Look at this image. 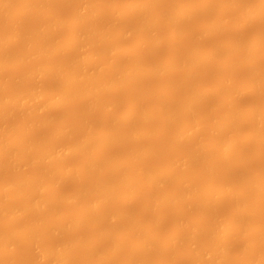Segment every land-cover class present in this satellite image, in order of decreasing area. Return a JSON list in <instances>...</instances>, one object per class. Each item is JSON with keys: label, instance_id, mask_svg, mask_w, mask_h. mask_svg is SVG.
Segmentation results:
<instances>
[{"label": "bare ground", "instance_id": "1", "mask_svg": "<svg viewBox=\"0 0 264 264\" xmlns=\"http://www.w3.org/2000/svg\"><path fill=\"white\" fill-rule=\"evenodd\" d=\"M50 1L51 0H0V22L1 21H10V20H16V21H24L25 19H27V18H29V17H33L34 15H36V9H37V6H39L40 7V9L41 8H45V7H43L42 5H44V6H47L48 7V3H50ZM53 1V0H52ZM63 1H67V0H63ZM69 1H71V0H69ZM76 1V0H75ZM81 1V0H80ZM98 1V2H97ZM96 2L94 1V5H95V8L93 7V6H91V5H89V1L87 0H83V2L81 1V3L79 4V11L82 9V8H87L88 6H89V8H87V10L88 9H90V8H94V9H96L97 7V10L99 11L100 9L102 10H100L101 12V14L103 15V13H105V12H109V13H111V15H113V13L116 15V19H119L120 20V18L122 19H124V16L126 15V14H128V13H130V11L132 12V10L135 12L136 10H137V12L139 11L140 13H144V12H146V10L147 11H149L148 10V6H146V8H145V4H143L142 2L140 3V1H134L133 3H130L129 5H128V7H126V9H124V10H120V9H117V8H115V7H109V6H107L106 8L105 7H103V6H101V0H97ZM99 1H100V3H99ZM148 1H150V4L151 5H157V2L158 1H160V0H148ZM152 1V2H151ZM157 1V2H156ZM202 1V2H201ZM198 4H197V6H195L196 4H192V5H190V4H188L190 1H185V2H180V1H178V0H175L174 2H178V3H180L179 4V6L177 5V7H176V9L175 10H173V13L170 11V9L172 10V9H174L175 7V3H173V1H172V3L171 4H173V5H168V6H166V7H164L163 6V12L165 11V10H167V12L165 11L162 15H164V14H166V17H163V16H161V14H158V15H155V16H153V17H148V15L146 16V14L147 13H149V12H147V13H145V14H143V15H141L140 16V14L139 13H137V15L140 17V18H137L138 20H137V26L136 27H138L137 28V30L140 28L139 26H140V24L139 23H141V28L144 30V34H143V36H142V40L140 39V42L141 43H152V45L154 44V46L155 45H158V47L161 45V43H163V41L161 42V40L162 39H160L161 38V36L159 37L158 36V34L159 33H157V32H159V29H158V27H159V25L161 24H158L159 22H163V21H165V20H167L168 18H169V16H173V17H175V18H171L170 17V19H168V21L171 23V27H173V29L177 26V27H182L183 25H181V23L182 24H185V23H189V22H191L194 18H195V16H198L199 15V13L200 12H202L203 14L205 13V14H209V13H211V12H213V9L217 6V4L216 3H218V5H219V7H220V2H221V5H222V7H224L223 5L225 4L226 5V3L227 4H230V6L229 5H226L224 8H222L221 7V9L219 8H215L214 10H215V12L217 13L218 11V13H220V14H218L217 13V17L216 18H219V19H214V20H208V22H207V24L208 25H205V27H203V32L204 33H202L204 36V38L206 37L205 35L206 34H208V35H210L211 33L213 34V32H216V31H218L219 29L221 30V28H224V25H226V24H224V23H227V22H225V21H227V18H225L226 17V12L228 11H232L233 9H235L236 7H237V9H235L233 12L234 13H238L239 15H241V17H242V19L244 20V18L246 17V19H247V22L249 21V22H251L250 24L248 23L247 24V22H244L243 21V24H242V26L240 27V28H243L244 29V27L247 25L248 27H250V28H252L251 26H249V25H252L254 22H252V21H255V22H257V20L259 21V19L260 20H262L263 18H264V0H252V2H250V1H245V0H243V1H241L240 0V2H243V3H241V4H239V2H237L236 0H226V1H222V0H219L218 2H217V0H214V2H213V0H201ZM234 1H236L235 3H233ZM257 1V3L258 4H255V2ZM56 2V1H55ZM147 2V1H146ZM154 2V3H153ZM196 2V1H195ZM211 2H213V3H211ZM230 2V3H229ZM61 3V2H60ZM86 3H87V6L85 7V5H86ZM97 3V4H96ZM121 3V2H120ZM212 5H211V4ZM223 3V4H222ZM246 3V4H245ZM248 3V4H247ZM250 3H252V4H250ZM254 3V4H253ZM62 4V3H61ZM69 4V3H68ZM100 4V5H99ZM110 4V3H109ZM214 4H216V5H214ZM235 4H237L238 6H236ZM242 4H243V6H244V8L242 9L241 7H243L242 6ZM41 5V6H40ZM64 5V4H63ZM97 5V6H96ZM142 5H144V6H142ZM182 5V6H181ZM14 6H16V10H14ZM91 6V7H90ZM101 6V7H100ZM169 6H170V8H169ZM181 6V7H180ZM195 6V7H194ZM211 6H215V7H211ZM240 6V7H239ZM13 7V8H12ZM47 7H46V9H47ZM65 7V6H64ZM172 7H174V8H172ZM179 7L181 8L180 10H179ZM218 7V6H217ZM227 7V8H226ZM100 8V9H99ZM166 8V9H165ZM210 8H212V11L210 10ZM42 9V10H43ZM45 9V10H46ZM68 9V8H67ZM91 9V10H92ZM94 9L91 11H87V10H81V12L82 13H78V12H76V18H74L75 20L73 21V18H72V21H70V24L69 23H67V24H69V25H67V26H71L70 27V29L72 30V28L75 30H72V32L74 33H72V35H70V36H66L67 38L66 39H68V41H66V42H64L63 43V41H65V40H61V39H56L55 37H54V35L53 34H55L58 30H59V28L61 29V27L63 28V27H65L64 25H66L65 24V22L63 21V20H61V22H59V20H55V22H57V23H51V24H47L46 23V25L47 26H45V23H43V25H41V23H40V25L41 26H43V27H40V25H34V27H36V28H34L33 26H31L30 28L28 27L27 29H31V28H33V30L31 29V32H30V30L27 32L26 31V27H18L17 29H15L16 31H18V32H16L17 34H14L15 33V31H13V34L11 35H7V38L5 37V36H1V40L2 41H0L1 43H0V73L2 72V71H4V70H6L4 67H6V65L7 66H9V67H11L10 69H11V71L12 72H16V71H18V69L20 70L21 68H22V65L24 64V62H27V61H34L35 60V62H37L38 63V61H40L43 57H48L49 55L50 56H52V58H51V61H50V63H48V64H46V66H47V68H45V67H41V68H39V66H38V68H36V66L34 67V69H32V71L30 70V72H27L26 74H29L28 76L26 75V74H24V75H26L27 77L25 78V77H23L24 79H30L31 77H34V78H36V81H37V79L39 78L40 79V81H41V84L39 83V86H37L36 84V86H33L34 88H32L31 87V85L30 86H26L25 84L23 85L24 87L23 88H19V87H22V85L21 84H18V85H16V87L14 86L13 88L15 89V88H17V89H15V90H13L12 88L11 89H8V87L10 88V86H8V84L7 83H5L4 85H3V83H0L1 84V87L0 88H2V89H6V86H7V89L8 90H10L9 92H7L6 90H4V92H0V119H3V118H5L6 116H8V115H10L11 113H13L15 110L17 111V109L18 110H20V107H21V109H23L24 108V110H25V108L27 109L28 108V111H29V109L31 110V112L33 111V113L34 112H37V110L38 111H41V110H43L44 108L45 109H50L51 111H53V109L55 108V110H57V109H59L60 107H62V105H63V101H65L67 98L66 97H68V99L70 100V98H72L71 96H74V97H81V99L82 100H85L86 101V103H87V106H86V103H85V109L86 108H93V107H95L96 108V106H100V108H103L102 110L104 111V112H102L103 113V118L105 117L106 119V121H102L103 123H104V125H101V126H103L102 128H100L101 130H98V128H96L95 126H93L94 124L93 123H91L92 124V128H87L88 130L86 131V127H88L89 126V124L87 123V122H84V123H87V125L86 124H84L83 122H82V120L85 118L84 116H85V114H81V115H83V116H80L81 118L82 117H84V118H82L81 120L78 118L77 119V121H79V122H75V125L73 124V126H77L78 124H80L81 122V124H83V126L85 125L86 127H85V129L83 128V126L80 124V125H78V127L76 128V127H73L74 129H78L79 128V130H84L83 131V133H85V135H83V133H82V135H78L79 133H77V132H79V130H77V132H76V130H73L72 129V126H70V125H67L66 123V125L67 126H65V124L63 125V127L64 128H66V127H68L67 129H64L63 127H62V125H59V126H61V127H57V129L56 130H54L53 131V133H52V136L53 137H51V135H46L48 138H45L44 136L45 135H41V137L42 138H40V135L39 136H36V135H33L34 133H33V131L31 132V134H32V136L27 132L28 130H26V132H23L22 131V133H21V130H18V131H20L19 132V134H20V136H19V134L17 135V133L15 134V132L17 131V127H16V129H15V127H10L9 129H10V131L11 132H8V131H6V129H8V128H5L6 126L4 125V126H0V138H2V137H4V139H0L1 141H0V164H2L4 161H6V162H4V164H5V166L7 165L8 167L10 166L11 168L10 169H15V170H18V169H22L21 167H24L25 165L27 166V167H30L31 165H29L30 164V161L32 162V161H34L33 163V165L32 166H34L35 164V166H37L38 167V173H40L39 175H38V173H36V175L35 176H37V177H34V178H32V176L31 175H29V176H27V174L24 176V175H22V176H20L18 179H15V181L13 180V181H11L10 183H6L5 182V185L3 186V187H1V185H3V184H1L0 185V190L1 189H3L4 191H6V194H4L3 192H0V221H2V219L1 218H5L6 219V221H7V223H6V221L4 222L5 223V225H4V227H3V229H4V231L2 232V230H0V251L2 250V249H4V248H6L5 250H2L1 252H5V251H11V249H15V247H18V244H19V246H20V242L19 241H21V243H23V241H25L24 243L25 244H30L29 242H31V241H34V242H37L36 243V245H35V247L34 248H36L35 250H36V252H37V250H38V248H40L42 245H43V242H42V240L44 241V239H46L47 237H49L50 235L54 238V239H57L58 237H60L61 238V236H63L62 238H63V241L61 242V241H59L58 239V241L60 242H57V244H56V242H55V244L56 245H44V247L42 246L39 250H38V259H36L34 262H33V264H36V263H38L39 261V263L40 264H70L71 262L74 264H112V262L114 261L115 263L117 262V264H119V262L121 263V260H120V257L122 258V255H124V250L127 248V250H128V257L127 258H124V259H127L131 264H149L150 263V260L148 261V259H150V257H153V256H151V253H152V255L154 254V255H158V253L160 254L161 253V251H163V249L164 248H166V250L164 251V252H166V253H171L172 254V252L173 253H175L176 255L179 253V249L180 248H178L179 247V245L182 247V246H184V245H186L185 243H186V241H187V243H189L190 245L189 246H191V247H193L192 248V252L189 254V253H186L185 255H190V257H193L194 258V261H191L190 260V258L189 259H187V256H185L186 257V259L189 261H191L189 264H227V255L228 256H231V257H233V261H232V258L230 257L229 259H231V260H229V262H228V264H238V261L242 264V262L244 263V264H264V249L263 248H261V247H259V246H257V244H256V242L258 241L259 242V240L262 238V237H264V184H262L261 183V181H259L258 180V182L260 183V184H258L257 182H254V181H257V180H255V179H251L252 180V182H251V180L250 179H247V178H245V176H244V173L241 171V173H240V170H237V169H239V168H237V166H235V165H237V162H242V163H240V164H244V163H248L249 161V159H250V155L248 156L247 155V153H243V152H240L241 150H242V145L244 144V146H243V148L245 149H248V147L247 146H249L250 144L249 143H252V145H254L255 147H257L258 149L260 148H263L264 147V131H263V126H264V114H260V113H262V109L264 108V105L263 106H261L262 104H254V105H252L251 107L253 108L255 105H259V106H261L260 108H259V110H261V112L259 111V113H258V109H257V106H255L253 109H251V107L246 111V115L248 116V119L250 120V118H251V121H253L254 119L256 120H254L255 121V123L253 122V124L256 126H254L253 127V131L255 132L256 131V137L257 138H255L254 139V136H253V133L252 134H250V136H253V137H251V138H249V136H247V137H240V138H242V142H243V144H241V146H240V143H238V146L236 147V145H237V143H233V139H232V142H231V140H228V139H230V137L228 138H223L224 140H222V139H220V140H222V142L221 143H219L220 141L219 140H217V142H214L212 145H210V146H212L213 147V145L215 146V148L218 150V151H216L215 150V148L213 149V148H211L210 146H207L208 147V151H211V152H214V151H216V152H218V154H215L214 153V155H216V156H218V157H216V156H214V157H212L213 155V153L211 154L210 152H208V151H206L207 149L205 148L206 146H205V144L203 145V143H202V145H200L201 143H199V145H195V144H193V140H192V138H194L195 136H198L197 135V131H199L198 129H199V127H200V125H199V123H198V121H197V124H196V122H189V120H191V118L192 117H194L195 116V113H196V111L198 110V107H197V104H200L199 102H201V101H203L202 99H207L206 98V96H207V94L209 93L208 91H206L205 93L202 91V93L200 92V91H197V92H194L192 95H190V93H186V94H183L182 96H181V98L182 97H184L183 99H181V98H179V100L177 99V97H173L174 98V100H176V101H174L173 99H171V94L173 93L174 94V89H177L176 87L175 88H173V84L172 85H170V87H168V89H167V94H168V98L166 99H164L163 100V103H161V104H163V106L162 105H160V109L158 108H156L158 111L160 110V112L159 113H157V115L158 114H161V116L160 117H162L163 116V118H164V121H161V124L158 126V130H157V127L155 128V130L154 131H158V132H156V133H158V137H156L157 138V140H159L160 141V143H161V146L163 145V146H166V144H165V142H168V140H170L169 138L170 137H172V133L173 132H175V131H172V133H171V131L169 130L170 129V125H172V127L174 128V122H173V124H171L172 123V121H175V119L178 117L177 116V114L175 113L174 114V112L175 111H178L179 110V108L181 107V109H183V113H184V115H183V113H182V110L180 109V112L182 113V117H181V119H182V122H181V120H179V123L181 122L182 124H179V130L177 131V134H176V139L175 140H177V145L179 146V144H184V143H186L187 145L189 144V143H191V145H192V148H193V150L191 149V152H189L190 151V147H191V145H190V147H189V149H187V151H186V153H185V155H183L184 154V152L182 153V154H180V156H182V157H178V158H176L177 160H175V158H173V160H172V158H170L172 161L170 162V169L168 170L167 169V171H165L164 173H161L159 170H158V168L162 171H164V169H162L161 167H159V166H157L158 168H156V167H154V169H149L148 167H149V165H143V167L139 164V162H141V160H139L140 158L142 159L143 157H146V154H148V155H150V157H148L147 156V158L149 159V158H152V157H156V156H154V154L155 155H157L156 153L158 152L156 149H154V151L152 150L153 149V146H151V147H148V148H146V147H144V146H141L143 149H141V147L139 146V145H137V147L136 148H131V149H128V153H127V155L126 156H124L125 157V159H122L121 157H118L117 159L115 158V160L114 159H111L110 157V159L112 160V161H110V159H109V162H108V159L106 160H103V162H101L102 160H101V157L102 156H93V158L91 157V159L89 158L88 160L89 161H85V163L82 165L81 164V167L80 166H78V163L76 164L77 165V167H76V165H75V167H74V165H69V167H67L68 166V161H69V157H71V155L73 156L75 153L76 154H79V153H77V152H81V151H83V152H81V153H85V151H87L86 153H92L93 151H99V149L100 148H104L105 147V145L106 146H110V144H112L113 145V142L114 143H116V142H118L120 139L122 140V143H125L126 145H128V143L129 142H131L132 140H138V138H139V136L141 137V136H143L144 134H145V132H146V130L148 131V132H150V130L151 129H149V128H151L150 126H147V127H140V128H144V129H146V130H143V131H145V132H142V129L141 130H139L140 128L139 127H135V125L137 126V124H139V123H137V120H138V122H140V121H144V122H149L151 119H152V116L153 115H155V112H153L152 113V111L153 110H156L155 108H153V109H151L152 111H149V112H145L144 113V115H140L141 117H138L137 115H132L131 114V112L129 111V110H133L132 111V113L134 112V108H132L131 107V109H129V110H127V112L126 113H124L123 115H125L124 117H123V115H121V117L119 118V122H118V125L119 126H117V124H115V121L113 120V119H115L116 120V116L119 114H117L116 116H113L114 114H113V111H112V109H114L116 106V104L118 103L117 101V103L114 101V100H116V98L118 99V96H116L115 97V99L114 98H112V99H108V100H105V97H104V99L102 98L103 97V95L102 94H104V93H102V92H100L102 89L103 90H105V91H111V92H113L114 94H116L117 95V93H118V95H120V93H123L124 92V94H126L125 92L126 91H129V90H131V88H133V86H134V83L136 82H134V80H137V79H135V78H138V76H140V74H142L143 72V74H145V73H147L148 75H151V74H155V73H158V72H160V71H157L158 70V68H160L159 70H161V71H163L164 69H165V67L167 68V70H169L170 69V67H171V69L173 70V68L174 67H172V66H174L175 65V68H183L184 66H182V65H188V67H186V69L188 70V68H189V70H191L192 69V67H193V65L194 66H196V68H198V66L199 67H201V64L203 63L201 60H203V61H205V60H209V62H210V59H212V61L214 60V59H216L217 61H215V62H213V63H211V64H209L208 62H206V64L208 63V66L209 67H211V69L214 67H216L217 65H219V68H228V65L229 64H226V63H224V64H226V65H224V64H219L218 62H219V60H218V57L220 56V53L221 52H226L227 53V51H226V49L228 48V53H227V55H230V56H235V54L237 55V54H239V57L240 58H238V60H240V62L238 61V60H236V63L237 64H239L240 63V65L241 64H243V65H251L250 67H252L253 69H254V67H255V69L257 68L256 66H254V64H252V49L256 52H254L255 53V55H254V53H253V56H257L258 55V53H260L261 51V49H263L264 47V44H263V42H264V40H262V37H264V32L262 31H259V33H257V34H263L262 35V37L260 36V35H257V36H259L260 37V39L262 40V42H261V40H260V42L258 41V37L256 36V39H257V41H258V43H255V44H258V48H256V46H254L255 44H253L254 42L252 41L253 39H255V36L252 38V40H250V41H248L249 43H247V42H245V40L247 39H244V37L242 36V35H238V37L237 36H234L233 38H230V39H228V41L227 40H221L222 42H220V41H218L219 43H221L220 44V46H218L219 45V43H218V45H215V47H214V45H212L213 46V49L211 48L209 51H208V53L206 52V54H205V52H201L199 49H201L202 50V48L200 47H194V49L196 48V50L197 51H195V50H191L192 52H194V53H192V54H190V55H192V56H190L189 55V48H185V49H187V50H184L183 49V47L179 44V45H177V43H176V41L175 40H177L178 41V39H179V35H180V33L179 32H181V27L179 28V29H175V30H173V32L175 31H177L176 32V34L177 35H174L175 33H173L172 35L173 36H175V40H173V36H171V38H172V40L176 43V53H174L173 55H172V58H173V56H176L177 55V51H180V52H183V50L184 51H186L187 52V54L190 56V60L188 59V55H186V52H183V54H185L186 56H187V58H185V57H183L182 58V62L179 64V62L178 61H176V62H174L175 60L174 59H172V60H174L173 62H171L170 60V62L168 63V64H166V65H157L156 63H154L153 64V66H155V68H151L150 67V69H149V67H148V65H146V64H143V62H139V61H133L132 63H131V66L130 65H128L127 67H122L123 65L120 63V60L118 59L117 60V57L119 58V55H120V52L121 53H123V51H122V48H124L123 47V44L121 45V43H120V45H118L120 48H118V46L117 47H114V49L113 48H111V46L110 47H106V50H104L103 48H102V50L103 51H101V52H99L98 50H96V49H100L99 47L103 44V46H104V43L105 42H107L108 43V41L110 40L109 39V36H107L108 34H107V32L108 33H110L111 32V30L112 31H114L115 29H117V28H115L116 26H115V24L118 26V23H120L121 22V20H120V22H117L116 23V21H119V20H116L115 21V23H113V25H111V27H110V25L108 26V25H106V26H95L94 24H93V26H95V27H91L92 26V20L95 18V19H97V17L99 16V13H98V11L96 10V11H94ZM104 9H106V10H104ZM108 9V10H107ZM155 9V8H154ZM228 9V10H227ZM231 9V10H230ZM240 9V10H239ZM245 9V11H246V13H245V15H244V13H243V11L242 10H244ZM103 10H104V12H103ZM110 10V11H109ZM160 10V9H159ZM177 10H179V11H177ZM221 10V11H220ZM59 11V10H58ZM129 11V12H128ZM168 11H169V13H168ZM176 11V12H175ZM206 11V12H205ZM209 13H208V12ZM211 11V12H210ZM224 11V12H223ZM239 11V12H238ZM39 12V11H38ZM57 12V11H56ZM178 12V13H177ZM198 12V13H197ZM221 12H223V13H221ZM48 12H47V10L46 11H44L43 10V12H42V14H40L41 16H46V14H47ZM74 13H75V11H74ZM126 13V14H125ZM136 13V12H135ZM197 13V14H196ZM202 13H200V14H202ZM230 13V12H229ZM70 14V13H69ZM100 14V16H99V18L102 16ZM117 14L118 15H121V14H125L124 16H117ZM176 14V15H175ZM233 14V13H232ZM60 15V14H59ZM114 15V16H115ZM144 15H145V17H144ZM219 15H221L220 17H218ZM224 17H223V16ZM238 15V16H239ZM245 17H244V16ZM156 16H160V17H156ZM165 16V15H164ZM200 16H202L203 17V15H200ZM208 16L209 15H204V18L205 17H207L208 18ZM214 16V15H213ZM54 17H55V15H54ZM65 17V16H64ZM144 19H143V18ZM148 17V18H147ZM191 17H193V18H191ZM199 17V16H198ZM233 17H235V16H233ZM57 18H58V16H57ZM151 19V20H148V19ZM167 18V19H166ZM190 18V20L189 21H187L188 19ZM232 18V17H231ZM56 19V18H55ZM94 19V20H95ZM122 19V20H123ZM139 19H141V22H138L139 21ZM143 19V20H142ZM147 19V20H146ZM161 19H163V20H161ZM175 19V20H174ZM198 19V18H197ZM223 19H225V21L223 22L222 20ZM246 19H245V21H246ZM94 20H93V22H94ZM103 20V19H102ZM170 20H172V21H170ZM185 20V21H184ZM99 21V20H98ZM174 21H175V23H174ZM181 21H183V22H181ZM187 21V22H186ZM199 21V20H198ZM210 21V22H209ZM211 21H214L213 23H211ZM89 22H91V24H89V26H88V23ZM123 22V21H122ZM121 22V23H122ZM128 22V21H127ZM178 22V23H177ZM21 23V22H20ZM73 23V24H72ZM87 23V25H86V27H89V28H86V30H84L85 29V26L83 25V24H86ZM96 23V22H95ZM103 23V22H102ZM108 23V22H107ZM132 23V22H131ZM169 23V24H170ZM237 23V22H236ZM139 24V25H138ZM157 24H158V27H154L155 28V31H154V28H153V26L154 25H156L157 26ZM178 24V25H177ZM179 24H180V26H179ZM245 24V26H243ZM124 25H126V23H124ZM174 25V26H173ZM10 26H12V25H10ZM83 26V28H82V34H80V29H81V27ZM115 26V27H114ZM128 26V25H127ZM186 26V25H185ZM256 26V25H255ZM5 27V26H4ZM100 27V28H99ZM104 27V28H103ZM106 27V28H105ZM112 27H114V28H112ZM121 27H123V25H121ZM124 27H126V26H124ZM124 27H123V31H122V33H121V35H122V37H124V38H126L125 36H130L131 34L130 33H132V32H130V31H133V29H136V27L135 28H133V27H131V26H128V28L127 29H124ZM131 27V29L129 30V28ZM162 27V26H161ZM3 28V27H2ZM11 28V27H10ZM19 28H23V31H22V29L20 30ZM157 28V29H156ZM163 28V27H162ZM246 28V27H245ZM14 29V28H13ZM69 29V30H70ZM114 29V30H113ZM119 29V28H118ZM121 29V28H120ZM184 29V28H183ZM191 29V28H190ZM202 29V28H201ZM57 30V31H56ZM79 30V31H78ZM84 30V31H83ZM109 30H110V32H109ZM122 30V29H121ZM120 30V31H121ZM136 30V31H137ZM149 30H150V33H151V35L150 34H148L149 33ZM152 30V31H151ZM158 30V31H157ZM251 30V29H250ZM263 30H264V28H263ZM23 32V33H25V31H26V37H27V35L30 37V35H33L34 34V36H31V37H33L32 39L31 38H29V39H31V40H29L28 39V37L26 38V37H24L25 36V34H23L22 36H23V38H22V36H21V34L19 33V32ZM56 31V32H55ZM117 30H115L114 32H116ZM140 31V30H139ZM146 31V32H145ZM8 32V31H7ZM79 32V33H78ZM113 32V33H114ZM135 32V31H134ZM148 32V33H147ZM9 33V32H8ZM20 35H19V34ZM117 33V32H116ZM148 35V37L146 36V37H144L146 34ZM157 33V34H156ZM171 33H172V31H171ZM186 33V32H185ZM189 33V32H188ZM30 34V35H29ZM53 35V37H52V35ZM61 34V33H60ZM59 34V35H60ZM80 34V35H79ZM179 34V35H178ZM249 34V33H248ZM106 35V36H105ZM149 35H150V37H149ZM65 36V35H64ZM215 36H217V35H215ZM220 36V35H219ZM245 36V35H244ZM4 37L6 38V39H4ZM50 37H51V39H50ZM107 37H108V39H107ZM118 37H120V36H118ZM242 37V38H241ZM248 37V36H247ZM3 38V39H2ZM54 38V39H53ZM176 38H178V39H176ZM236 38V39H235ZM52 39H53V41H52ZM56 39V40H55ZM108 41H107V40ZM133 39V38H132ZM210 39V38H209ZM231 39H233V40H231ZM239 39H243V40H239ZM264 39V38H263ZM60 40V41H59ZM77 40H79V41H81V42H76ZM163 40H167V39H163ZM199 40H200V38H199ZM218 40H219V38H218ZM248 40V39H247ZM75 41V42H74ZM148 41V42H147ZM180 41V40H179ZM241 41H242V44H241ZM257 41H255V42H257ZM58 42H62L63 44H64V46L62 45V43L60 44V43H58ZM71 42H73V43H77V44H79L78 45V48L80 47V45H81V43H82V47H80V50L79 51H77L76 53L75 52H73V54L75 53V55H73L72 53V55L71 56H73V59H72V57L71 58H68L67 60H69L68 62L67 61H64L65 62V64L63 63V61L62 62H60L59 61V59H58V61L57 62H59V63H57L55 60H53L56 56H55V54H59V53H62L63 51L62 50H66L67 48H69L68 46H65V45H71ZM110 42V45H112V43H115V41L114 40H110L109 41ZM211 42V41H210ZM225 42V44H223L222 45V43H224ZM12 43V46H13V44H16L17 45V47H19V48H13L10 44ZM23 43V44H22ZM67 43V44H66ZM69 43V44H68ZM73 43H72V45H73ZM150 43V44H151ZM229 43V44H228ZM243 43H246L248 46H249V48L248 47H245V45L246 44H243ZM259 43L262 45V48H261V45H259ZM7 44V45H6ZM22 44V45H21ZM91 44H93L94 45V47H92V48H94L93 50H90L89 52L87 51V52H85V50H83L82 48H88V47H91ZM97 44V46H95ZM109 44V43H108ZM117 44V43H116ZM119 44V43H118ZM213 44V43H212ZM217 44V43H216ZM250 44H251V47H250ZM6 45V46H5ZM10 45V46H9ZM15 45V46H16ZM19 45V46H18ZM20 45H21V47L22 46H24V47H22V49H21V47H20ZM90 45V46H89ZM92 45V46H93ZM100 45V46H99ZM125 45V44H124ZM133 45V44H132ZM138 45V44H137ZM243 45V46H242ZM254 47H253V46ZM8 46V48H6ZM75 46V45H74ZM77 46V45H76ZM208 46V45H207ZM211 46V47H212ZM222 46V47H221ZM9 47H11L10 49L13 51V54H10V52H9ZM95 47H97L96 49H95ZM143 47V46H142ZM180 47H182L181 49H180ZM240 47H244V49H243V51L241 50L242 48H240ZM260 47V48H259ZM73 48V47H72ZM116 48H117V50H116ZM190 48H192V47H190ZM221 48H225V49H223V51H222V49ZM246 48H247V50L249 49H251V53H249L248 54V52L246 51ZM7 51H6V50ZM14 49V50H13ZM20 49V50H19ZM70 49V48H69ZM74 49H76V47L74 48ZM72 50V51H76V50H78V49H76V50ZM81 49H82V51H81ZM155 49V48H154ZM180 49V50H179ZM258 49H260V50H258ZM19 51V53H17L18 51ZM95 50V51H94ZM121 50V51H120ZM160 50V49H159ZM219 50H221V51H219ZM244 50H245V52H244ZM264 50V49H263ZM62 51V52H61ZM68 51V50H67ZM93 51V52H92ZM96 51H98V52H96ZM191 51H190V53H191ZM239 51V52H238ZM241 51V52H240ZM257 51H260V52H257ZM79 52H80V54H79ZM118 52V53H117ZM124 52H126L125 50H124ZM200 52V57H202L201 59L200 58H198L199 56H198V53ZM219 52V53H218ZM230 52V53H229ZM238 52V53H237ZM243 52V53H242ZM250 52V51H249ZM12 53V52H11ZM79 54L78 55V57L81 55H85V56H80L79 58H75V56H76V54ZM84 53V54H83ZM196 53V54H195ZM201 53L204 55V56H201ZM216 53H217V55H216ZM225 53V54H226ZM232 53L234 54V55H232ZM240 53H242V54H240ZM247 53V55L248 56H246L245 54ZM17 54V55H16ZM63 54V53H62ZM194 54H195V56H194ZM219 54V55H218ZM222 54V53H221ZM225 54H223V55H225ZM251 54V55H250ZM12 55V56H11ZM15 55V56H14ZM67 55V54H66ZM124 55V54H123ZM179 55V54H178ZM185 55H183V56H185ZM43 56V57H42ZM50 56H49V58H50ZM59 56V55H58ZM104 56V57H103ZM137 56V55H136ZM194 56V57H193ZM242 56V57H241ZM40 57H42V58H40ZM54 57V58H53ZM177 57V56H176ZM175 57V58H176ZM196 57V58H195ZM214 57V58H213ZM226 57V56H225ZM254 57V59L255 60H257L256 58ZM14 58V59H13ZM39 58V59H38ZM63 58V57H62ZM130 58V57H129ZM191 58H193V59H191ZM195 58V59H194ZM208 58V59H207ZM224 58V57H223ZM252 58V59H251ZM260 58V57H259ZM11 59V60H10ZM29 59V60H28ZM36 59H38L37 61H36ZM56 59V60H57ZM61 59V58H60ZM200 59V60H199ZM205 59V60H204ZM234 59H236V57L234 58ZM254 59H253V62H254ZM53 60V61H52ZM64 60V59H63ZM99 60L101 61V64H102V66H104V67H106V70L104 71V73H106L105 75H109V74H107V73H109V71H111V70H113L112 72H110V76L114 79V81L113 80H111L112 78H108V80H105V81H107L109 84H110V82H111V84L109 85H107L106 83H105V81L103 82V84H102V82H101V84L102 85H100V84H97L96 83V81L98 80V77H100L101 75H103L104 76V73H100V74H98L97 73V71H96V69L94 68L93 69V67H92V65H91V63L93 64V66H95L96 65V63H99ZM102 60H103V62H102ZM141 60V59H140ZM187 60H189V61H187ZM195 60V61H194ZM7 61H9V63H7L6 64V62ZM130 61V60H129ZM181 61V60H180ZM194 61V62H193ZM197 61V62H196ZM200 61V62H199ZM13 62V63H12ZM94 62H95V65H94ZM118 62V63H117ZM186 62H189V64H187ZM196 62V63H195ZM204 62V63H205ZM217 62V63H216ZM230 62V61H229ZM239 62V63H238ZM12 65H11V64ZM115 64L116 65V63L117 64H120V66L119 65H114V66H112L113 64ZM152 63V62H151ZM172 63H174V64H172ZM176 63H178V64H176ZM215 63L217 64L216 66H213V65H215ZM235 63V64H236ZM256 63H257V61H256ZM6 64V65H5ZM9 64V65H8ZM57 64H59V65H57ZM60 64H62V65H60ZM88 64H90L91 66H90V68L88 67ZM141 64H143V65H145L146 67H144L145 69H143V67H142V65ZM162 64V63H161ZM182 64V65H181ZM206 64H204V65H206ZM213 64V65H212ZM236 64V65H237ZM37 65H40V66H42L43 64H40V63H38ZM110 65H111V67H113V68H111L110 67ZM152 65V64H151ZM177 65V66H176ZM178 65H180V66H178ZM190 65V66H189ZM204 65H202V67H204ZM223 66V67H221V66ZM236 65H235V67H236ZM240 65H238V66H240ZM31 66V65H30ZM87 68H86V67ZM207 66V67H208ZM226 66V67H225ZM230 66V65H229ZM237 66V67H238ZM242 66V65H241ZM111 68L110 70H109V68ZM148 67V68H147ZM191 67V68H190ZM218 67V66H217ZM216 67V68H217ZM249 67V68H250ZM4 68V69H3ZM90 70H89V69ZM92 68V69H91ZM147 68V69H146ZM213 68V69H214ZM87 69V70H86ZM104 69V68H103ZM206 69V68H205ZM204 69V70H205ZM255 69H254V73H255ZM89 70V71H88ZM94 72H93V71ZM144 70V71H143ZM166 70V69H165ZM196 70L197 69H195V67H194V69H192L191 71H189L188 73H187V78H186V81L188 82V80H190L192 77H191V75L192 74H190V73H193V74H196ZM232 70H233V68H232ZM257 70V69H256ZM71 72V71H73L74 72V75H73V77L72 78H70V79H68V80H65V81H62L60 78H62L63 77V75H62V73H64V72ZM96 71V72H95ZM141 71H142V73H141ZM147 71V72H146ZM182 71V70H181ZM219 71V70H218ZM68 72V73H69ZM137 72H140V74L139 73H137ZM153 72V73H152ZM168 72V71H167ZM172 72V71H171ZM178 72V71H177ZM195 72V73H194ZM223 72V71H222ZM252 71H251V75H253L254 73H253ZM111 73H112V75H111ZM163 73V72H162ZM169 73H170V71H169ZM173 73V72H172ZM186 73V72H185ZM203 73V72H202ZM231 73V72H230ZM134 74V75H133ZM136 74V75H135ZM139 74V75H138ZM147 74H146V76H147ZM222 74V73H221ZM22 75V74H21ZM60 75H62V77L60 76ZM100 75V76H99ZM170 75V74H169ZM174 75V74H173ZM190 75V76H189ZM237 75V74H236ZM2 76V75H1ZM23 76V75H22ZM22 76L19 78L18 77V79H19V81L21 80H24L23 78H22ZM142 76V75H141ZM161 76V75H160ZM195 76V75H194ZM193 76V77H194ZM203 76V75H202ZM240 76V75H239ZM4 77V76H3ZM11 77V76H10ZM67 77V75H65V78ZM156 77V76H155ZM188 77L190 78V79H188ZM41 78H44V79H41ZM48 79V82H47V79ZM49 78H50V80H49ZM51 78L53 79H55L56 81H52L51 80ZM143 78H144V76H143ZM254 79V76H252L251 78H250V80L248 81V88L247 89H250L251 91H252V93H254L255 94V91H257L258 89H260L261 87H263L264 86V83H263V86H261L260 84V82H262V81H260V82H258L257 80H256V78L254 79L255 80V82H254V80H251V79ZM38 79V80H39ZM58 79H60L61 80V82H63V84L58 80ZM101 79V78H100ZM196 79V78H195ZM220 79H222V78H220ZM239 79V78H238ZM246 79V78H245ZM0 80H2V79H0ZM14 80H15V78H14ZM109 80H111L110 82H109ZM241 80V79H240ZM262 80V79H261ZM20 81V82H21ZM52 83L53 82V85H54V83H57V85H54L53 87H52V84L50 83V82ZM59 81V82H58ZM139 81V80H138ZM151 81H152V79H151ZM197 81V80H196ZM232 81V80H231ZM228 82L227 81V84H225V85H223V86H221V89L220 90H226L227 89V87H228V84H229V87H230V85H232L233 83H234V80L232 81V82ZM264 81V80H263ZM8 82V81H7ZM43 82H45V83H47V84H45L44 83V85L46 86L47 85V88H50V92L52 91L51 89H53V90H57V88L58 89H60V88H62L63 86H68V87H66V90H65V87L64 88H62V89H60V90H57V91H52L53 93H49L48 91L49 90H46V88H45V86L44 85H42V83ZM158 82V81H157ZM256 83V85H257V87H258V89H256V85L254 84V83ZM258 82V83H257ZM48 83H50V84H48ZM137 83V82H136ZM145 83V82H144ZM231 83V84H230ZM240 83V82H239ZM250 83H252L251 85H250ZM70 84V85H69ZM140 84V83H139ZM258 84L261 86V87H259L258 86ZM40 85H41V87H43V88H45V89H43L45 92H43V90L41 91L40 90ZM49 85H51V87L49 86ZM62 85V86H61ZM132 85V86H131ZM149 85V84H148ZM147 85V86H148ZM186 85V84H185ZM25 86L26 87H28V88H25ZM71 86H74V88H72ZM131 86V87H130ZM162 86V85H161ZM225 86H226V88H225ZM236 86V85H235ZM249 86H250V88H249ZM124 87H125V91L123 90L124 89ZM127 87H128V89H127ZM146 86H144V88H141V90H139L138 89V91H137V89H136V91L134 92V94H136L137 93V95L138 94H141L142 93V91H143V93H144V89H146L145 88ZM195 87V86H194ZM228 87V88H229ZM68 88V89H67ZM69 88H70V90L71 89H73V90H71V91H68L69 90ZM105 88V89H104ZM163 88V87H162ZM218 88V87H217ZM232 88V87H231ZM143 89V90H142ZM235 89V88H234ZM233 89V90H234ZM256 89V90H255ZM1 90V89H0ZM102 90V91H103ZM121 90H123V92L121 91ZM151 90V89H150ZM162 90V89H161ZM211 90V89H210ZM231 90V89H230ZM240 90V89H239ZM6 91V92H5ZM104 91V92H105ZM121 91V92H120ZM149 91V90H148ZM152 91V90H151ZM205 91V90H204ZM214 91V92H213ZM217 89H214V90H212V92H210L209 94H211V93H213V94H216L217 92ZM237 91L238 90H236V92L235 93H237ZM251 91H249V92H247V93H250V94H252L251 93ZM263 91V90H262ZM261 91V92H262ZM11 92V93H10ZM99 92H100V94H99ZM140 92V93H139ZM150 92V91H149ZM191 92V91H190ZM241 92V91H240ZM240 92H238V94H236L235 96L236 97H232V98H239L240 96H241V98H242V95H240L241 93ZM5 93V94H4ZM8 93V94H7ZM185 93V92H184ZM246 93V94H247ZM260 93V92H259ZM264 93V92H263ZM172 94V95H173ZM187 94H189V95H187ZM202 94H204V96L202 95ZM226 93H224V95H225ZM102 95V96H101ZM137 95H134V97H135V99H136V96ZM156 95V94H155ZM223 95V96H224ZM237 95H239L238 97H237ZM141 96V95H140ZM147 96H149V95H147ZM164 96V95H163ZM145 97V96H144ZM203 97V98H202ZM221 97H222V95H221ZM221 97H220V99H219V102H218V104H215V105H211V108H212V106H214V108H215V106L216 107H218L217 105H219L220 103H222L221 101H223V103L225 104V102L227 101V99L228 100H230L231 101V98L229 99V97H231V96H225V97H223V98H225L226 99V101L225 100H223V98L221 99ZM65 98V100H63ZM139 98V95L137 96V99ZM253 98V97H252ZM60 99H62V100H60ZM73 99V98H72ZM134 99V100H135ZM233 99V100H234ZM240 99V98H239ZM238 99V100H239ZM60 100V101H59ZM90 100V101H89ZM91 100H93V101H91ZM212 100V99H211ZM260 100V99H259ZM76 100H74V102H75ZM84 101V102H85ZM196 101H197V103H196ZM230 101L228 102V103H230ZM235 101V100H234ZM62 102V103H61ZM82 102V101H81ZM92 102H93V104H92ZM95 102V103H94ZM147 102V101H146ZM252 102V101H251ZM61 103V104H60ZM90 103H91V105H90ZM195 103H196V106H195ZM222 103V104H223ZM228 103H226V104H228ZM78 104V103H77ZM96 106H95V105ZM129 104V103H128ZM138 104V103H137ZM45 106V107H43V106ZM50 106V108H46L47 106ZM84 105V104H83ZM88 105H90V106H88ZM153 105V104H152ZM208 105V104H207ZM141 106V105H140ZM161 106H162V109H161ZM176 106V107H175ZM177 106H178V108H177ZM180 106V107H179ZM200 106V105H199ZM206 106V105H205ZM221 106V105H220ZM227 106V105H226ZM258 106V107H259ZM43 109H42V108ZM56 107H58V108H56ZM67 107V106H66ZM71 107V106H70ZM73 107H74V105H73ZM201 107V106H200ZM199 107V108H200ZM222 107H223V105H222ZM231 107V106H230ZM249 107V106H248ZM41 108V109H40ZM81 108V107H80ZM97 108H99V107H97ZM137 108V107H136ZM146 108V107H145ZM148 108V107H147ZM210 108V109H211ZM214 108H212L213 110H210V112L209 113H207V114H209V115H207V119L209 118V116H213V114L215 113H213L212 114V111H214ZM229 108V107H228ZM40 109V110H39ZM174 109H176L175 111H174ZM205 109V108H204ZM217 108H215V110H216ZM229 109H232V110H234L235 108H229ZM228 109V110H229ZM23 110V111H24ZM47 110V111H48ZM145 110V109H144ZM149 110V109H148ZM237 110V111H236ZM250 110H251V112H253L252 110H254V113H250ZM79 111V110H78ZM82 111V110H81ZM95 111V110H94ZM97 111V110H96ZM225 111H227V110H225ZM224 111V112H225ZM235 112H240V111H238V109H235L234 110ZM25 112V111H24ZM101 112V111H100ZM111 112V113H110ZM130 112V113H129ZM142 112V111H141ZM151 112V113H150ZM199 112V111H198ZM235 112H233V111H227V112H225V113H223L222 114V117H223V119H222V117L220 116L219 117V121L221 120L222 121V123H221V121H220V123L221 124H219V127L220 128H224V129H226L227 130V127H233V128H235V126H236V128H237V125L240 123V121H239V119H237L238 118V115H237V113H235ZM241 112H242V110H241ZM240 112V113H241ZM28 113V112H27ZM90 113V112H89ZM93 113V112H92ZM150 113V114H149ZM222 113V112H221ZM233 113H235L236 114V116H237V118H235L236 116H235V114H233ZM250 115H249V114ZM264 113V112H263ZM31 114V113H30ZM60 114V113H59ZM68 114V113H67ZM77 114V113H76ZM105 114V115H104ZM110 114H113L112 116L114 117L113 119H112V116H110ZM134 114H135V112H134ZM145 114H148L147 116L145 115ZM239 114V113H238ZM243 114V113H242ZM252 114H254L253 116H252ZM262 115V116H260V115ZM21 115V114H20ZM22 115H24V114H22ZM43 115V114H42ZM61 115V114H60ZM64 115V114H63ZM96 115V114H95ZM150 115V116H149ZM221 115V114H220ZM235 117H234V116ZM37 116H38V114H37ZM134 116V117H133ZM144 116H146V117H144ZM176 118H175V117ZM181 116V115H180ZM192 116V117H191ZM39 117L41 118V115H39ZM63 117V116H62ZM107 117H109V121H110V123H112V124H110V123H108L107 125L105 124L106 122H107ZM214 117V116H213ZM236 120H234L233 118ZM250 117V118H249ZM252 117H253V120H252ZM141 120H140V119ZM145 118H146V120H148V121H145ZM151 118V119H150ZM156 117H154V119H155ZM179 118V117H178ZM178 118L176 119V120H178ZM190 118V119H189ZM196 118V117H195ZM204 118V117H203ZM202 118V119H203ZM13 119V118H12ZM43 119H44V117H43ZM46 119V120H45ZM44 120H42L41 119V121L39 120L38 122H37V125H40L41 124V126L40 127H43L44 125H47V123H49V120H50V118L48 117H46ZM47 119H49V120H47ZM86 119V118H85ZM112 119V120H111ZM120 119H121V121H120ZM162 119V118H161ZM174 119V120H173ZM187 119V120H186ZM201 119V120H202ZM218 119V118H217ZM60 120H61V118H60ZM76 120V119H75ZM140 120V121H139ZM184 120V121H183ZM200 120V119H199ZM209 120V119H208ZM216 120V119H215ZM244 120V119H243ZM5 121V120H4ZM21 121V120H20ZM24 121V120H23ZM48 121V122H47ZM56 121V120H55ZM108 121V122H109ZM114 121V122H113ZM188 121V122H187ZM233 121H235V123H237V124H235L234 125V122ZM246 122H247V120H245ZM89 122V121H88ZM93 122V121H92ZM96 122V121H95ZM94 122V123H95ZM154 122V121H153ZM160 122V121H159ZM162 122H163V125H162ZM210 121H208V123H209ZM214 122V121H213ZM141 123V122H140ZM176 123H178V121H176ZM6 124V123H5ZM91 124H90V126H91ZM135 124V125H134ZM191 124H194V125H191ZM196 124V125H195ZM9 125V124H8ZM30 128V131H31V128H33L32 126L34 125V124H27ZM181 125H182V128H181ZM221 125V126H220ZM229 125H231V126H229ZM243 125V124H242ZM79 126H82V128L81 127H79ZM135 128H134V127ZM162 126V127H161ZM163 126H164V128H163ZM198 126V127H197ZM205 126V125H204ZM214 126V125H213ZM248 126L250 127V125L248 124ZM23 127V126H22ZM22 127H19V129H21ZM24 127H25V125H24ZM69 127H71V128H69ZM96 129V130H98L99 132L97 133V134H95L96 133V131L94 130V128ZM105 127V128H104ZM171 127V128H172ZM216 127H218V125L217 126H215V129L214 130H216V132H218V133H220V132H222V131H224L223 129H220L219 127L218 128H216ZM232 127H231V129H232ZM239 127V126H238ZM11 128H12V130H11ZM254 128L256 129V130H254ZM93 129V130H92ZM138 131H137V130ZM204 129V128H203ZM218 129V130H217ZM14 130V131H13ZM22 130H23V128H22ZM39 130V129H38ZM40 130H42L43 131V129H40ZM39 130V131H40ZM72 130L73 131H75L74 133H72ZM171 130H173V129H171ZM238 130V129H237ZM38 131V132H39ZM41 131V132H42ZM70 132V133H66V132ZM95 131V132H94ZM161 131V132H160ZM170 131V132H169ZM249 131V130H248ZM252 131V132H253ZM13 132V133H12ZM41 132H39V134H42ZM89 132H92L93 133V135H91L92 133H88ZM203 132H204V130H203ZM23 133H25V134H27V135H25V136H23V137H21L22 136V134ZM72 133V135L70 136L69 134H71ZM76 133V134H75ZM86 133H87V135H86ZM142 133H144L143 135H142ZM159 133H160V136H159ZM162 133V134H161ZM166 133V134H165ZM170 135H169V134ZM2 134H3V136H2ZM15 134V135H14ZM50 134V133H49ZM68 134V135H67ZM73 134H75V135H73ZM146 134H147V132H146ZM199 134V133H198ZM19 136V137H17V136ZM98 135V136H97ZM148 135V134H147ZM146 135V136H147ZM162 135V136H161ZM163 135H165V136H163ZM167 135H168V138H167ZM50 136V137H49ZM65 136H68V141H67V143H65V145H62L60 142H57L58 143V145H57V143H56V141L58 140V141H61V139H63V137L64 138H66ZM75 136V138L78 136V138H79V140H77V139H75L74 141H71V139L73 140V137ZM82 136V137H81ZM83 136H86V137H83ZM97 136V138H98V140L96 139L95 140V137ZM152 136H153V133H152ZM230 136V135H229ZM37 137V141H35V138ZM62 137V138H61ZM94 137V138H93ZM149 137V136H148ZM161 139H160V138ZM166 137V138H165ZM222 137V136H221ZM232 137V136H231ZM34 138V139H33ZM60 138V139H59ZM82 138V139H81ZM119 138V139H118ZM217 138V137H216ZM253 138V139H252ZM32 139V140H31ZM93 139H94V141H93ZM118 139V140H117ZM148 139V138H147ZM166 139V140H165ZM213 139V138H212ZM244 139H246V141L245 142H247V140H248V142L249 143H246V146H245V142H244ZM250 139H252V141H254V143L250 140ZM34 140V141H33ZM115 140V141H114ZM120 140V141H121ZM139 140H140V138H139ZM162 140V141H161ZM175 140H174V142H175ZM251 142H250V141ZM126 141V142H125ZM190 141H192V142H190ZM241 141V139L239 140V142ZM20 143V145H19V143ZM95 142V143H94ZM96 142H97V145H99V146H97L96 145ZM142 142V141H141ZM158 142V141H157ZM174 142H173V140H171V144L169 143H167L168 145L166 146V147H161V150L162 149H164L163 151H161L160 150V152H158V153H162L161 154V158H159V159H162L161 160V162L164 160L165 161V164H167V157L169 158L170 156V153H172V152H174V151H172L171 152V150H172V148L173 147H171V145H173V146H175L174 145ZM206 142V141H205ZM257 142V144L259 143V144H262L263 146H259V144L257 145V144H255ZM15 143H17V145H19L18 147H14V144ZM22 143H23V147H22ZM26 145H25V144ZM61 144V146L62 147H60L59 145ZM68 143H70V145L68 144ZM95 145V147H92L93 149H91V146L93 145V144ZM165 145H164V144ZM173 143V144H172ZM216 143H218V145L216 144ZM67 144H68V146H67ZM121 144V143H120ZM132 144V143H131ZM143 144V143H142ZM176 144V143H175ZM210 144V143H209ZM221 146H220V145ZM249 144V145H248ZM16 144H15V146H17ZM100 145L101 146H104V147H100ZM130 145V144H129ZM193 145H194V147H193ZM21 146V147H20ZM64 146V147H63ZM116 146V145H115ZM183 147L185 146V145H182ZM196 146V147H195ZM204 148H203V147ZM220 147V148H217V147ZM259 146V147H258ZM97 147V148H96ZM112 147V146H111ZM158 147V146H157ZM175 147H177V146H175ZM211 149H210V148ZM239 147H241V148H239ZM90 148V149H89ZM96 150H95V149ZM99 148V149H98ZM145 148V149H144ZM150 148V149H149ZM195 148V149H194ZM238 148H239V150H238ZM88 149H89V151L91 150V152H88ZM109 149V148H108ZM126 149V148H125ZM206 149V150H205ZM243 149V150H244ZM246 149H245V151L244 152H246ZM259 149V150H260ZM115 150V149H114ZM148 150L150 151L149 153H148ZM151 150H152V152H151ZM166 150V151H165ZM173 150H174V148H173ZM189 150V151H188ZM214 150V151H213ZM100 151H101V149H100ZM119 151V150H118ZM145 151V152H144ZM156 151V152H155ZM169 152L168 154H165V152ZM239 153L240 152V154H238L237 152ZM251 150H249L248 151V153H251L250 152ZM123 152H125V151H123ZM129 152H131V154L128 156V154H129ZM145 154H144V153ZM147 152V153H146ZM153 152H154V154H153ZM163 152H164V155H163ZM205 152V153H204ZM262 152V151H261ZM80 153V154H81ZM95 153V152H94ZM151 153V154H150ZM255 153V152H254ZM96 154V153H95ZM235 154V155H234ZM238 154V155H237ZM244 155V157L245 158H239V155ZM246 154V155H245ZM90 155V154H89ZM97 155V154H96ZM145 155V156H144ZM158 155H157V157H158ZM163 155V156H162ZM209 157H208V156ZM241 155V156H242ZM128 156V157H127ZM142 156V157H141ZM208 157L207 159L208 160H210V161H208L206 158H204V157ZM220 156V157H219ZM235 156V157H234ZM248 156V157H247ZM86 157V156H85ZM98 157V158H97ZM215 157H216V159H215ZM236 157L238 158V159H240L241 161H238V159H236ZM69 158V159H68ZM100 158V159H99ZM103 159H104V156L102 157ZM106 158V157H105ZM119 158H121V160H120V162H118L119 160ZM212 158H214V160L215 161H211V160H213ZM217 158H219V159H217ZM128 159V160H127ZM158 159V160H159ZM234 159H235V163H232V162H234ZM252 159V158H251ZM68 160V161H67ZM118 160V161H117ZM123 160V161H122ZM126 160V161H125ZM130 160V161H129ZM144 160V159H143ZM146 160V159H145ZM223 160V161H222ZM237 160V161H236ZM65 161H66V164L65 165H67V166H65L63 163H61V162H64L65 163ZM72 161V160H71ZM71 161H70V163H71ZM105 161H106V163H105ZM113 161H114V163H113ZM136 161H137V163H136ZM164 161H163V163H164ZM217 161V162H216ZM221 161H222V163H221ZM262 161V160H261ZM7 162H10L9 164L10 165H8V163ZM84 162V161H83ZM111 162V163H110ZM126 162H128V163H126ZM131 163V165H132V167H133V162H134V164H136L133 168L130 166V163ZM148 162V161H147ZM153 162V161H152ZM160 162V161H159ZM252 161H250V163H251ZM255 162H258V161H255ZM27 163H29L28 165H27ZM61 163V164H60ZM102 163V164H101ZM109 165H108V164ZM198 164V165H196V164ZM200 163V164H199ZM220 163V164H219ZM38 164V165H37ZM60 164V165H59ZM62 164H63V166H62ZM105 164V166H110L109 168L108 167H105V166H102V165H104ZM128 164V165H127ZM193 164H195L196 166H194ZM201 164H202V169H201V171L199 172V173H201V174H207V176H208V180H207V182L205 183L206 185H207V196L205 195V193L203 194L202 192L203 191H201V190H203L204 189V187L206 186L205 184H203V188H202V185H200V187L199 188H197V186H195V182L192 180V179H190L189 177L191 176L192 177V173H193V175L194 174H196L197 175V173H194V171H195V169L193 170V168H195V167H197L196 169L197 170H200V166H201ZM234 164V166H232V165ZM24 165V166H23ZM40 165V166H39ZM192 165H193V167H192ZM218 165V166H217ZM221 165H224V166H222V168H220L221 167ZM251 165V164H250ZM74 168H73V167ZM83 166V167H82ZM141 166V167H140ZM144 166H145V168H144ZM164 166V165H163ZM166 166V165H165ZM226 166V167H225ZM4 167V166H3ZM7 167V168H8ZM19 167V168H18ZM40 167H42V168H40ZM147 167V168H146ZM231 167V168H230ZM234 167V168H233ZM0 170L2 171V170H4V169H6V167L4 168V169H2V167L0 166ZM26 168V167H25ZM82 168V169H81ZM136 168L137 169H140V172L138 173V171H135V173H136V176L139 178L140 176H142L141 178L143 179H136V176H133V173H134V171H133V169L134 170H136ZM153 168V167H152ZM199 168V169H198ZM216 168H219V169H216ZM227 168V170H225ZM232 168H233V170H232ZM262 168V167H261ZM42 170V172H41V170ZM131 169H132V172H131ZM229 169V170H228ZM8 170V169H7ZM34 170V169H33ZM196 170V172H198ZM205 171V173H203L204 171ZM216 170H219V171H217L216 172ZM225 170V171H224ZM40 171V172H39ZM104 171L106 172V175L105 176H102V175H104L105 173H104ZM129 171V172H128ZM162 171V172H163ZM203 171V172H202ZM206 171L207 172H209V173H211L212 174V172L214 173L215 172V174L217 175V173L219 172H225V174L227 175L228 173V176H232V174L233 173H231L232 171H239V175L238 174H236V172L233 174L234 176L233 177H236V179H234L233 177L232 178H229L228 177V182H229V180L231 181H233V179L235 180V181H233V183H236L237 182V184L239 183L238 182V180H239V178H237V176L238 177H240V182L243 184L244 182L243 181H248V182H246V186H248V187H246L244 184H243V186L239 189V191L238 192H240L239 194H242V196L240 195V197L241 198H244L246 201H248V202H246L244 199H241L240 198V202H239V204L237 205V203L238 202H236V209L238 210L239 209V211H238V213L236 214V209H235V206H234V210H233V212L230 214L231 216L233 215V213L234 214H236V215H234L233 217H231L230 219H229V216H227V218H225V219H223V221H222V219L221 220H219V221H221V222H223V223H225L224 225H223V223L221 224V222L219 223L220 224V226L218 225V227L216 226V221L215 220H217L216 218H214L213 220V222H215V223H213V225H204L202 222H204V221H199V220H195V218H194V220H190V219H187V220H189V222L191 221V222H193L192 223V226L190 227V225H191V223H189L186 219H184V218H182V216L180 215V213L178 214V210H180L183 206H185L184 208H182L183 210L182 211H184V209H185V213H186V215H187V212H186V210H190L189 208H192L190 205H191V201H192V204L193 205H195L194 203H197V201L196 200H189V199H191L192 197H193V195H194V193L196 194V191H197V193H202L204 196H201L203 199H200L201 201L203 200H205L204 202L206 203V202H208V200L207 199H205L206 197H208L209 198V201H211V202H208V204H216V207L215 208H219L220 206H221V204H222V202L220 203V199L219 198H221L222 200L224 199V197H230V198H232V196H233V194H231L232 196H229L230 195V192H229V194L227 193L228 192V188L227 187H229V185L230 184H232V183H230V184H228V182H227V186H226V190H227V192H226V190L224 191V195H223V193H221L222 195H221V197H219L220 196V193L218 192V191H216L215 193H217L219 196L218 197H215V196H217V194H215V196H214V198L215 199H213V201H212V198H211V196L213 195V193L214 192H211V190H213V191H215L214 189H215V183L214 182H216V180H217V177H218V175L215 177V174H213V176L210 174V176H212V177H210L209 178V175H208V173H206ZM231 171V172H230ZM256 171V170H255ZM261 171H262V169H261ZM261 171H259V173H257V177H263L264 175H262L261 173H263L264 172V169H263V172H261ZM126 172H127V174H126ZM182 172H184V174H186V176H183L182 174ZM2 173V172H1ZM25 173V172H24ZM27 173V172H26ZM102 173H104V174H102ZM128 173H132V174H128ZM135 173H134V175H135ZM141 173V175H139ZM218 173V174H219ZM238 173V172H237ZM57 174H58V176H57ZM236 174V175H235ZM262 176H261V175ZM9 175V174H8ZM128 177H127V176ZM250 175H252V174H250ZM132 176H133V178H132ZM189 176V177H188ZM222 176V175H221ZM249 176V175H248ZM80 179H82V180H80ZM129 177H131V178H129ZM135 177V178H134ZM202 177V176H201ZM250 177V176H249ZM256 177V176H255ZM254 177V178H255ZM74 178H76L75 180H80V181H82V184L80 185V187H78L75 191H74V193L73 194H64L65 192H64V190H63V188L66 186L65 184H68V183H66V182H69V183H71L70 181H73L74 180ZM78 178V179H77ZM194 178V177H193ZM205 178V177H204ZM213 178H215V179H213ZM7 179V178H6ZM6 179H4V180H6ZM67 179L69 180V181H67ZM72 179V180H71ZM90 179H91V181H90ZM168 179L170 180V179H175L174 181H176V182H178L179 184V186H178V188H175L176 190L175 191H172V190H170L171 192H167L166 194H164V195H162V196H159L160 195V193H161V188L163 187V184H165V182H167L168 183ZM189 179V180H188ZM197 179V178H196ZM211 181H213V182H211ZM18 180V181H17ZM48 180V181H47ZM83 180H86V181H83ZM87 180H89L90 182H89V184L90 185H88V184H84L85 182H87ZM164 180H166V181H164ZM194 183V184H192L191 183V181ZM237 180V181H236ZM250 180V181H249ZM44 182H46V184H44ZM48 182V183H47ZM142 182V183H141ZM146 182V183H145ZM175 182V183H176ZM254 182V183H253ZM88 183V182H87ZM140 183H141V185H143L144 183L147 185L146 187H145V184H144V187L145 188H147L148 187V189L149 190H147L148 192L150 191V192H152L153 193V191H154V196L152 195V193H150L151 194V198L149 197V199H153L154 201H152L153 202V206H152V208H151V205L150 206H146V207H144V209H147L146 211H148V213H146V212H144V210H143V212H142V215L141 216H139V217H136V219L137 218H143V220H142V222H144V218L145 217H147L148 215H150L151 213H153V215L154 214H157L158 215V217H156V220H155V217L153 218L154 219V221L152 222V225H148L149 227H147V225H144V224H146L145 222H144V224H140L139 222H138V220H135V218H132L133 216H136L135 214H136V212H134V211H132L133 209L135 210V208L136 207H134V205H135V203H136V199L138 198V195L141 193V189L139 188L141 185H140ZM161 183H163L162 185H161ZM210 183V184H209ZM211 183H213V184H211ZM241 183H239L240 185H241ZM252 183V184H251ZM45 185V186H47L48 184H49V186H47V187H44L43 185ZM170 184V183H169ZM201 184V183H200ZM213 185L212 186V188L214 187V189H211V186H210V188L208 189V187H209V185ZM250 186H252L251 188H249V185ZM262 184V185H261ZM64 185V186H63ZM69 185V184H68ZM88 185V186H87ZM159 185H161V186H159ZM205 185V186H204ZM50 186H53V187H50ZM54 186H59V187H54ZM62 186V187H61ZM82 186V187H81ZM158 186H159V188L160 189H158ZM170 186V185H169ZM198 186H199V184H198ZM72 187V186H71ZM70 187V188H71ZM157 189H156V188ZM218 187V186H217ZM231 187V186H230ZM229 187V188H230ZM58 190V192H57V190ZM62 188V189H61ZM68 188H69V186H68ZM141 188H142V186H141ZM171 188V187H170ZM196 188L198 189V190H196ZM205 188V189H206ZM248 188V189H247ZM257 188H258V191L259 192H257V194H256V192H255V190H257ZM65 189V188H64ZM138 189H139V191H138ZM154 189V190H153ZM156 189V190H155ZM169 189V188H168ZM201 189V190H200ZM205 189H204V192H205ZM245 189H247L246 191L249 193L250 192V190H252L253 189V193L255 192V194H256V196L254 195V197H256V198H252L253 197V193H251V194H246V192H245ZM250 189V190H249ZM62 190H63V192H62ZM160 190V192H158ZM165 190V189H164ZM164 190H162V191H164ZM241 190V191H240ZM121 191H125V192H122V193H126V191H128V194H129V196L128 195H126V198H125V196H124V194H123V196H124V198H125V201L123 200V204L121 205V207L123 206V208H121V207H119V208H116V209H119L120 211H119V213H110V214H106V215H103V216H98L100 213H102V212H100V210L101 209H106L107 207H106V205L107 206H109V204L111 203H113V201H114V199L116 198V196L118 197L120 194V192ZM138 191V192H137ZM168 191V190H167ZM211 193H210V192ZM222 191V190H221ZM220 191V192H221ZM245 192V193H243V192ZM39 193V195H41L42 193L44 194L43 196L41 195V196H38V197H36L37 196V194L36 193ZM41 192V193H40ZM159 193L158 194V196L159 197H157V193ZM189 192L191 193L192 192V194L190 195L189 194ZM64 194V195H62V194ZM146 193V192H145ZM148 193V194H149ZM187 193L189 194V195H187ZM211 195H210V194ZM226 193V194H225ZM33 194H35V195H33ZM138 194V195H137ZM239 194H237V192H236V195H235V198H234V200L237 198V195H238V197H239ZM248 196V197H250L251 199H253V201H251L250 202V198L247 200V198H245V197H247L246 195ZM2 195H4V196H2ZM70 197H69V196ZM146 195V194H145ZM201 195V194H200ZM209 195V196H208ZM245 195V196H244ZM7 196V197H6ZM45 196V197H44ZM66 196H68V198H66ZM186 196H188L187 198H188V200L190 201V202H186L187 201V199H186ZM189 196H190V198H189ZM252 196V197H251ZM141 197V196H140ZM213 197V196H212ZM223 197V198H222ZM78 198H79V200L80 199H82L83 201H85L86 202V205L85 206H87L88 204V208L87 209H82L83 211V213L78 217V215L77 214H79V213H77L76 212V214H75V211L73 210L72 212H69L70 214H69V216L68 217H66V215H65V217H63L64 215L63 214H61V212H59V211H61V204L63 203V202H65L64 204H66V203H68L69 201L68 200H71L70 202L72 203V202H74L75 203V199H77V201H78ZM155 198V199H154ZM196 198V197H195ZM217 198H218V202H217ZM91 201V203L89 202V200ZM74 200V201H73ZM81 200V201H82ZM68 201V202H67ZM76 201V202H77ZM88 201V202H87ZM112 201V202H111ZM146 201V200H145ZM176 201L178 202V204L179 203H181L182 202V204H184L183 202H185L186 204H184L183 206H181V208H179V209H177L176 211H177V214H178V216L180 215V217L182 218V220L183 221H178V222H182V223H178V225H177V228L175 227V229L176 230H174V231H171L170 233H172V234H170V241H168V239L166 238V240L165 241H168V244L167 245H165L166 247H163V248H161L162 246V244H163V242H161V240L163 239V236H162V234H160V235H158L155 231H158L156 228L154 229V227H159V225L160 224H162V221L163 222H166V221H164V219H163V215L162 214H165V212H164V206H166L167 205V203H170V202H174L173 204H175L176 203ZM196 201V202H195ZM235 201H239V198H237ZM244 201H245V203H244ZM69 202V203H70ZM156 204H155V203ZM241 202H243L242 203V205H241ZM253 205H255L256 204V207L254 206V207H250L249 208V205H250V203ZM70 203V204H71ZM80 203V202H79ZM109 203V204H108ZM249 203V204H248ZM61 206H60V205ZM85 204V203H84ZM98 204H99V206H98ZM110 204V205H111ZM134 204V205H133ZM150 204H151V201H150ZM177 204V203H176ZM182 204H179V205H182ZM207 203H206V206L205 207H210V208H212L213 207V209H215L214 208V206H212V205H208ZM245 204L247 205L248 204V206H245ZM78 205V204H77ZM102 207H101V206ZM127 206V208H131V210L129 209H127L125 212H122L123 211V209H124V206ZM217 205H218V207H217ZM229 205V204H228ZM239 205H241L242 206V208L239 206ZM243 205H244V207L246 208V213L242 210V209H244V207H243ZM60 206V207H59ZM81 206V205H80ZM103 206H105L104 208H103ZM157 206H159V207H161L162 208V210L163 211H159L160 209H159V207H157ZM188 206H189V208H188ZM59 207V208H58ZM98 207H101V209L99 208L98 209ZM111 207V206H110ZM63 208V207H62ZM96 208L98 209V210H96ZM133 208V209H132ZM149 208H151V210L152 211H150L149 212ZM155 208H158V212L157 211H155V210H157V209H155ZM188 208V209H187ZM248 208V209H247ZM254 208H256V209H254ZM109 209V208H108ZM108 209H106V211L108 210ZM113 209H115V208H113ZM154 209V210H153ZM254 209V210H253ZM58 212H57V211ZM112 209H110V210H108L109 212L111 211ZM167 210V209H166ZM253 212H252V211ZM96 211H98V215H97V212ZM130 211H132V212H130ZM200 211V210H199ZM204 211H207V209L205 208V210ZM215 211V210H214ZM219 211V210H218ZM67 212V211H66ZM95 212V215H93V213ZM120 212H122V213H120ZM141 212V211H140ZM160 212H162V214L160 213ZM180 212V211H179ZM190 212V211H189ZM211 212V211H210ZM216 212V211H215ZM31 213V214H30ZM32 213H34V215L32 214ZM37 213H43V215H41V216H44V215H46V216H48V215H52L51 217L53 218L54 216V220L52 221V218L50 217V216H48V218L50 217L51 219H49V220H46V221H48V222H46L45 221V219H43V218H46V216L45 217H41V218H39L38 216H40V214H38V216H37ZM63 213V212H62ZM75 214V215H73V214ZM81 213V212H80ZM103 213H105V212H103ZM135 213V214H134ZM144 213H145V216L144 217H142L143 215H144ZM173 213V212H172ZM182 213V212H181ZM204 213V212H203ZM160 214V215H159ZM184 214V212L182 213V215ZM193 214V213H192ZM29 215H30V217H29ZM33 215V216H32ZM36 215V216H35ZM62 215V216H61ZM73 215V216H72ZM176 215V214H175ZM185 214L183 215V217H188V216H186ZM76 216V217H75ZM95 216V217H94ZM244 216L246 217V218H244ZM36 219H35V218ZM86 217H88V220H89V217H91L92 219H90L89 221V223H87V221L88 220H86L87 218ZM93 217H94V220H95V222H94V220H93ZM164 217H166V215H164ZM174 217V216H173ZM31 218V219H30ZM39 218V219H38ZM47 218V219H48ZM84 218H86L85 220H83ZM189 218V217H188ZM240 218H242V220L240 221L239 219ZM257 218H259V219H257ZM5 219H3V220H5ZM30 219V220H29ZM32 219H35V220H32ZM135 221H134V220ZM228 221H227V220ZM243 219H246L245 221L243 220ZM51 220V221H50ZM184 220H186V223L184 222ZM226 220V222H224ZM252 220H254V222H252ZM50 221V222H49ZM81 221L84 223V221H85V223H87V224H81ZM92 221L94 222V223H92ZM198 221V222H197ZM237 221H239V223L237 222ZM19 222V223H18ZM141 222V221H140ZM183 222L188 226V224H189V228L184 224L183 225ZM200 222V223H199ZM235 222H237V224H234ZM241 222H245V224L243 223V224H241ZM252 222V223H251ZM256 222L258 223V225L256 224ZM14 223H17V224H14ZM22 225H21V224ZM69 224L68 226H67V228L65 227V224ZM80 223V224H79ZM167 223V222H166ZM205 223V222H204ZM207 223V222H206ZM212 223V222H211ZM254 223H255V225H254ZM261 223V224H260ZM263 223V224H262ZM92 224H94V226H93V228H92ZM151 224V223H150ZM251 224H253V229L254 228H256V230H255V232H254V230L252 229V228H250L251 227ZM20 225V226H19ZM45 225L46 226V228L45 227H43V226ZM71 225V226H70ZM82 225H84V226H82ZM88 225H90V227L89 228H87V226ZM121 225H124V226H122V228H123V230H125L126 228H127V230H128V233L130 232V231H132L131 229H133L134 228V234L137 232V233H139L140 231H141V233H139L140 235H142V233H143V237H144V234L145 235H147L146 233H144V232H148V229H150L151 228V231H152V233L149 231L148 233H150V234H152V236L151 235H147V237H150V238H147V239H143L140 235H138L137 233H136V236H137V238H136V236L134 237V234H133V231L132 232H130V234H128L127 232L126 233H124V236L122 235H120V236H118L119 234H117V236H116V232H115V230L116 231H119V230H121ZM125 225H127V226H125ZM128 225H129V227L131 228H129L128 227ZM155 225V226H154ZM167 225V224H166ZM215 225V226H214ZM233 225V226H232ZM234 225H236V227L234 226ZM238 225H242V231L241 230H239L240 228H241V226H240V228H239V226ZM244 225V226H243ZM259 225H261V227L259 226ZM8 226V227H7ZM39 226H41L42 227V229H43V231H44V229H45V232H44V234H43V231H42V229H41V227H40V229L38 228ZM70 226V227H69ZM146 226V227H145ZM150 226H152V227H150ZM186 228H184V227ZM204 227L206 230H208V232H209V236H207V237H209V238H207L206 236V238L208 239V241H207V239L206 240H201V243H198V237L197 236H199V234H200V232L201 231H199L198 232V229H199V227ZM2 227V226H1ZM5 227H7V228H5ZM37 227V228H36ZM48 227V228H47ZM169 227V226H168ZM233 227H235V229L233 228ZM260 227V228H259ZM37 230H36V229ZM65 228H66V230H65ZM69 228V229H68ZM79 228H81L80 230H79ZM125 228V229H124ZM148 228V229H147ZM188 228V229H187ZM238 228V229H237ZM251 229V230H248L247 231V229ZM7 229V230H6ZM87 229V230H86ZM93 229V230H92ZM129 229H130V231H129ZM145 229V230H144ZM147 229V230H146ZM89 230V231H88ZM126 230V231H127ZM143 230V231H142ZM155 230V231H154ZM202 230V229H201ZM206 230H202V232L201 233H203V232H205ZM236 230H238V231H236ZM252 230H253V232H252ZM36 231H38V233L36 232ZM49 233H48V232ZM66 231V232H65ZM80 231H82V233L80 232ZM87 232L88 231V234H91L92 233V238L89 236V235H86V233L85 232ZM166 231V230H165ZM246 231H247V233L249 232H252L253 233V235H252V233L251 234H249L248 233V235L246 234ZM76 232V233H75ZM40 233V234H39ZM42 233V234H41ZM47 233V234H46ZM64 233V234H63ZM118 233V232H117ZM207 233V232H206ZM54 234V235H53ZM60 234H61V236H60ZM63 234V235H62ZM66 234V235H65ZM76 234V235H75ZM77 234L79 235V236H77ZM81 234L83 235L82 237H80L81 236ZM208 234V233H207ZM58 235V237H56ZM73 235H75V236H73ZM85 235L88 237V238H83V237H85ZM114 235V236H113ZM133 235V236H132ZM169 235V234H168ZM241 235H242V237H241ZM244 235V236H243ZM245 235H247L246 237H245ZM51 236H50V238H51ZM68 236H69V238H73V239H69V240H65V238L66 239H68ZM162 237L161 239L159 238V237ZM238 238H236V237ZM249 236H251V237H249ZM253 236V237H252ZM65 237V238H64ZM75 237V238H74ZM112 237H114V238H112ZM115 237L117 238L116 240H113V239H115ZM134 237V238H133ZM183 237H185V239L183 238ZM231 237H234V238H232L231 240H230V238ZM245 237V239L244 240H242L243 238ZM248 237V238H247ZM52 238V239H53ZM62 238H61V240H62ZM119 238V239H118ZM131 238H133V240H131ZM145 238V237H144ZM260 238V239H259ZM49 239V238H48ZM47 239V240H48ZM75 239V240H74ZM79 239V240H78ZM82 239V240H81ZM83 239L85 240V241H83ZM92 239V240H91ZM157 239H159L160 240V243H162L161 245H160V243H159V240H157ZM184 240V244H182L183 243V240ZM234 239V240H233ZM239 239H241L240 241H239ZM258 239V240H257ZM263 239V238H262ZM261 239V240H262ZM77 240V241H76ZM156 240H157V243H156ZM257 240V241H256ZM75 241V242H74ZM136 241V242H135ZM164 241V242H165ZM182 241V242H181ZM203 241V242H202ZM233 241V242H232ZM236 241V242H235ZM238 241H239V243H240V245H242L243 243V245H242V247L241 246H239V244H238ZM241 241H242V244H241ZM33 242V243H34ZM40 242H41V244H40ZM130 242H131V244H133L132 246L130 245ZM133 242V243H132ZM181 242V244H179V243ZM200 242V241H199ZM204 242H207V244L206 243H204ZM229 242H231V243H229ZM257 242V243H258ZM18 243V244H17ZM24 243H23V246H24ZM32 243V242H31ZM59 243V244H58ZM103 243V244H102ZM108 243H112V245H113V249H111L110 247H112V245L110 246ZM135 243V244H134ZM165 243H167V242H165ZM202 243H204L203 244V248H198L200 245H202ZM235 243H236V246H235ZM35 244V243H34ZM107 244H108V246H107ZM114 244H116L115 246H114ZM127 244H129V245H127ZM179 244V245H178ZM206 244V247H204V245ZM231 246H230V245ZM255 244V245H254ZM16 245V246H15ZM105 245V246H104ZM123 245H127V246H131V247H129V249H131V248H133L132 250H129L128 249V247L127 246H124V248H123ZM176 245H178V247H177V249L178 250H175L176 248H174V247H176ZM198 245V246H197ZM246 247H245V246ZM38 246H40V247H37ZM158 246V247H157ZM161 246V247H160ZM164 246V245H163ZM239 246V247H238ZM7 247H10V248H8L7 249ZM12 247H14V248H12ZM106 247V249L109 247V249H110V251H109V249H104ZM117 247V248H116ZM186 247L188 248V246L186 245ZM191 247H189L188 248V251L185 249V251H187V252H189V251H191ZM230 247V248H229ZM231 247H233V250L231 249ZM234 247H235V250H234ZM241 247V248H240ZM121 248V249H120ZM157 248H161V249H157ZM237 248L239 249L240 248V250L238 251L237 250ZM245 248V249H244ZM257 248H261V250H258ZM10 249V250H9ZM124 249V250H123ZM151 249V251H149ZM152 249H154V251L152 250ZM174 249V250H173ZM232 251H231V250ZM247 249V250H246ZM84 252H83V251ZM106 250V251H105ZM113 250V251H112ZM116 250V251H115ZM120 250H121V252H120ZM123 250V251H122ZM159 250V251H158ZM248 250H249V252H250V254L252 255V256H250V254L249 253H246V254H244L243 255V253L244 252H248ZM16 251V250H15ZM23 251V250H22ZM107 251H109L108 253H107ZM112 251V252H111ZM130 251H132V252H130ZM134 251H135V253H134ZM151 252L149 255H148V252ZM169 251V252H168ZM229 251V252H228ZM234 254L235 252L237 253V252H239V253H235V255H231L230 253L231 252ZM79 252H80V254H79ZM130 252V253H129ZM138 252V253H137ZM156 252V253H155ZM178 252V253H177ZM78 253V254H77ZM83 254V259H82V254ZM119 253V254H118ZM123 253V254H122ZM133 253V254H132ZM163 253V252H162ZM242 253V254H241ZM40 254V255H39ZM75 254H77V255H75ZM131 254V255H130ZM138 254V255H137ZM142 254V255H141ZM147 254V255H146ZM174 254V255H175ZM230 254V255H229ZM256 254V255H255ZM75 255V256H74ZM80 255V256H79ZM168 255V254H167ZM181 255V254H180ZM192 255V256H191ZM243 255V256H242ZM25 256V255H24ZM81 257L80 259H79V257H78V259L77 260H79V263L77 262V260L74 258V257ZM119 256V258H117ZM136 256H139V257H136ZM140 256H142V257H140ZM149 258H148V257ZM245 256H248V258L247 257H245ZM256 256V257H255ZM250 257V258H249ZM71 258H74V260L73 259H71ZM88 261H86L85 259ZM103 258H106V259H103ZM137 258H141V259H137ZM160 258V257H159ZM179 258V257H178ZM244 258V259H243ZM120 260V261H116V260ZM136 259H137V262H138V260H141V262L139 261L138 263H136ZM147 259V260H146ZM225 259H226V261H225ZM240 259V260H239ZM247 259V260H246ZM127 260H125V262L127 261ZM193 260V259H192ZM235 260H238V261H235ZM13 261V260H12ZM124 261V260H123ZM122 261V262H123ZM158 261H160V262H158ZM157 261V263L159 264H166V263H168V264H174V263H170V262H165V261H163L162 263H161V261L162 260H158ZM175 261V260H174ZM230 261H231V263H230ZM242 261V262H241ZM36 262V263H35ZM77 262V263H76ZM85 262V263H84ZM113 262V263H114ZM132 262H135V263H132ZM187 262V261H186ZM237 262V263H236ZM18 263V262H17ZM71 263V264H72ZM127 264H129L128 262H126ZM125 263V264H126ZM156 263V262H155ZM239 263V264H240ZM0 264H2V263H0ZM3 264H5V263H3ZM9 264H13V263H9ZM15 264V263H14ZM32 264V263H31ZM124 264V263H123ZM176 264V263H175Z\"/></svg>", "mask_w": 264, "mask_h": 264}, {"label": "rangeland", "instance_id": "2", "mask_svg": "<svg viewBox=\"0 0 264 264\" xmlns=\"http://www.w3.org/2000/svg\"><path fill=\"white\" fill-rule=\"evenodd\" d=\"M56 1V2H55ZM82 2H83V0H81ZM81 1L80 0H71V1H69V0H67L66 2L65 1H63V0H51L50 1V3H48V7L47 6H44V5H42L43 7H45L44 9L43 8H41L40 9V7L39 6H37V9H36V15H34L33 17H29V18H27V19H25L24 21H16V20H10V21H1L0 22V38H1V36H5L6 38H7V35L9 34H13V31H15V33L14 34H17L16 32H18V31H16L15 29H17L18 27H26V31L28 30H30V32H31V29L33 30V28H31V29H27L28 27L30 28L31 26H33L34 27V25H40V23H41V25H43V23H45V26H47L46 25V23L48 24H51L53 21V23H57V22H55V20H59V22H61V20H63L64 22H65V24L66 25H64L65 27H61V29L59 28V30L55 33V34H53L54 35V37L56 38V39H63V40H65V41H63V43L64 42H66V41H68V39H66L68 36H70V35H72V30H74L73 28H72V30L70 29V27L69 26H67V25H69L70 24V21H72V18L76 15V12H78L79 10V4L81 3ZM87 1V0H86ZM89 1V5H91V6H93L94 8H95V5H94V1L96 2L97 0H88ZM134 1H140V3L142 2L143 4H145V8H146V6H148V10L149 11H147L146 10V12H144V13H140L139 11L137 12V10L134 12L133 10H132V12L130 11V13H128V14H121L122 16H124V19L122 20L121 18H120V20H121V22H120V20L119 19H116L115 17H116V15L113 13V15H111V13H109V12H105V13H103V15L100 13L101 11L99 10H97V8L96 9H94V11H98V13H99V16H100V14L102 15L100 18H99V16L97 17V19H93L94 20V22H93V20L91 21L92 22V26L91 27H95V26H106V25H110V27H111V25H113V23H115V21L116 20H119V21H116V23L117 22H120V23H118V26L115 24V28H117V29H115V30H117L116 32H114V31H112L111 30V32H110V30H109V32L110 33H108L107 32V36H109V39L110 40H114L115 41V43H112V45H110V40L108 41L107 39H108V37H107V41H108V43L107 42H105L104 43V46H103V44L99 47L100 49H96L98 46H97V44L95 45V46H97V47H95V49L96 50H98L99 52H101V51H103L102 50V48L104 49V50H106V47L108 46V47H110L111 46V48H113L114 49V47H117L118 45H120V43H121V45L123 44V47L124 48H122V51H123V53H121L120 52V55H119V58L117 57V60L119 59L120 60V63L123 65L122 67H127L128 65H130L131 66V63L134 61H141V62H143V64H146V65H148V67H149V69H150V67L151 68H155V66H153V64L154 63H156L157 65H166V64H168L170 61L171 62H173L174 60V62H176V61H178L179 62V64L185 59V58H187V56L186 55H188L187 54V52L186 51H184V50H187V49H185V48H189L190 50H189V55L190 54H192V53H194V52H192L191 50L193 49V50H195V51H197L196 50V48L194 49V47L196 46V47H201L202 48V50L201 49H199L201 52H205V54H206V52L208 53V51L212 48L213 49V46L212 45H218V41H220V42H222L221 40L223 39V40H227L228 41V39H230V38H233L234 36H237L238 37V35H242L243 37H244V39H246L245 40V42H247V43H249L248 41H250V40H252V38L257 34V33H259V31H263L264 32V30H263V28H264V18L262 19V20H260L259 19V21L257 20V22H255V21H252V22H254L252 25H249V26H251L252 28H250V27H248L247 25L245 26V24L243 25V26H245L244 27V29L243 28H240L241 26H242V24H243V21L244 22H247V19H246V17L244 16L245 15V13H246V11H245V9L244 10H242L243 11V13H244V20L242 19V17H241V15H239L237 12L236 13H234L235 11V9H237V7L235 8V9H233L232 11H227L226 12V17L225 18H227V21H225V19H223L222 21L224 22H227V23H224V24H226V25H224V28H221V30L219 29L218 31H216V32H213V34L211 33L210 35H208V34H206L205 36V38L203 37L204 35L202 34V33H204L203 32V27H205V25H208L207 24V22H208V20L210 19V20H214V19H219V18H216L217 17V13L219 12H215V8H220L221 9V7H222V5H221V2L219 3L220 4V7H219V5H218V3H216L217 4V6L215 7V6H211L212 8L213 7H215L214 9H213V12H211L212 11V8H210V12L211 13H209L208 11V13L209 14H203L202 12H200V13H202V14H200L199 13V17L198 16H195V18L191 21L190 20V18L187 20V21H191V22H187V23H185V24H182L181 23V25H183L182 27L180 26V24H179V26L182 28L181 29V32H179L180 33V35H179V39L178 38H176V39H178V41L177 40H175V36H173L172 34L173 33H175L174 35H177L176 34V32L174 31L173 32V30H177V29H179L180 27H175L174 29H173V27H171V23L168 21V19H170V17L171 16H169V18L167 19V20H165V21H163V22H159L158 24H160L159 25V27H158V24H157V26L156 25H154L153 26V28L154 27H158V29H159V32H157V33H159L158 34V36L160 37L161 36V38L160 39H162L161 40V42L163 41V43H161V45L158 47V45H155L154 46V44L152 45V43L150 44L148 41V43H141L140 42V39L142 38V36H143V34H144V30L141 28V23H139L140 24V28L137 30V28L138 27H136L137 25V18H140L138 15H137V13H139L140 14V16L141 15H143V14H145V13H147V12H149V13H147L146 14V16L148 15V17H153V16H155V15H158V14H161L163 11V6L164 7H166V6H168V5H170L171 3H172V1H173V3H175L174 5V7H172V8H174V9H170V11L173 13V10H175L176 9V7H177V5L179 6V4L180 3H176V2H174L175 0H160V1H156L157 2V5L155 4H153V5H151L150 4V1H148V0H101V6H103V7H107V6H109V7H115V8H117V9H120V10H124V9H126V7H128V5L130 4V3H133ZM147 1V2H146ZM178 1H180V2H187V1H190L188 4H190V5H192V4H196L195 6H197V4L201 1V0H178ZM196 1V2H195ZM211 1V0H210ZM219 0H217V2H218ZM223 1V0H222ZM224 1H226V0H224ZM223 1V2H224ZM228 1V0H227ZM237 2H239V4H241V3H243L244 1L243 0H241V1H243V2H240V0H236ZM236 1H234L233 3H235ZM245 1H247V0H245ZM248 1H250V0H248ZM262 1V0H261ZM62 4H61V3ZM98 2V1H97ZM121 2V3H120ZM152 2V1H151ZM202 2V1H201ZM213 2H214V0H213ZM213 2H211V3H213ZM236 2V3H237ZM250 2H252V0L250 1ZM69 3V4H68ZM99 3H100V1H99ZM110 3V4H109ZM154 3V2H153ZM210 3V4H211ZM225 3V2H224ZM228 3V2H227ZM226 3V5H229L230 6V4H227ZM230 3V2H229ZM64 4V5H63ZM97 4V3H96ZM216 4H214V5H216ZM223 4V3H222ZM246 4V3H245ZM248 4V3H247ZM250 4H252V3H250ZM254 4V3H253ZM255 4H258L257 3V1L255 2ZM100 5V4H99ZM171 5H173V4H171ZM170 5V6H171ZM212 5V4H211ZM225 4L223 5L224 7L226 6ZM236 6H238L237 4H235ZM41 6V5H40ZM65 6V7H64ZM87 6V3H86V5H85V7ZM90 6V7H91ZM97 6V5H96ZM100 6V7H101ZM130 6V5H129ZM142 6H144V5H142ZM170 6H169V8H170ZM182 6V5H181ZM180 6V7H181ZM194 6V7H195ZM242 6H243V4H242ZM46 7H47V9H46ZM179 7V10L181 9ZM224 7H222V8H224ZM240 7V6H239ZM13 8V7H12ZM68 8V9H67ZM87 8H89V6L87 7ZM87 8H82L83 10H87ZM155 8V9H154ZM167 8V7H166ZM165 8V9H166ZM178 8V7H177ZM227 8V7H226ZM242 9L244 8V6L243 7H241ZM17 8H16V6H14V10H16ZM44 11H46L47 10V14H46V16H41L40 14H42V12H43V10ZM46 9V10H45ZM81 9V10H82ZM92 8H90V9H88L87 11H90ZM92 9V10H93ZM147 9V8H146ZM160 9V10H159ZM59 10V11H58ZM81 10L78 12V13H82L81 12ZM82 10V11H83ZM91 10V11H92ZM104 10H106V9H104ZM104 10H103V12H104ZM108 10V9H107ZM179 10H177V11H179ZM228 10V9H227ZM231 10V9H230ZM238 10V9H237ZM240 10V9H239ZM39 11V12H38ZM57 11V12H56ZM74 11H75V13H74ZM110 11V10H109ZM162 11V12H161ZM166 12H167V10H165ZM164 11V12H165ZM221 11V10H220ZM234 11V12H233ZM129 12V11H128ZM163 12V13H164ZM176 12V11H175ZM206 12V11H205ZM224 12V11H223ZM223 12H221V13H223ZM239 12V11H238ZM70 13V14H69ZM162 13V14H163ZM168 13H169V11H168ZM178 13V12H177ZM198 13V12H197ZM196 13V14H197ZM233 13V14H232ZM60 14V15H59ZM161 14V16H163V17H166V14H164V15H162ZM218 14H220V13H218ZM54 15H55V17H54ZM115 15V16H114ZM121 15H118L117 14V16H121ZM176 15V14H175ZM200 15H203V17L202 16H200ZM204 15L206 16V15H209L208 16V18L207 17H205L204 18ZM214 15V16H213ZM239 15V16H238ZM57 16H58V18H57ZM65 16V17H64ZM221 15H219L218 17H220ZM223 16V15H222ZM225 16V15H224ZM223 16V17H224ZM233 16H235V17H233ZM144 17H145V15H144ZM147 17V18H148ZM156 17H160V16H156ZM173 17V16H172ZM171 17V18H172ZM232 17V18H231ZM56 18V19H55ZM74 18H76V16L74 17ZM73 18V21L75 20ZM143 18V17H142ZM146 18V17H145ZM154 18V17H153ZM161 18V17H160ZM173 18H175V17H173ZM191 18H193V17H191ZM198 18V19H197ZM103 19V20H102ZM144 19V18H143ZM142 19V20H143ZM245 19H246V21H245ZM99 20V21H98ZM147 20V19H146ZM148 20H151L150 18L148 19ZM161 20H163V19H161ZM175 20V19H174ZM199 20V21H198ZM128 21V22H127ZM170 21H172V20H170ZM185 21V20H184ZM21 22V23H20ZM91 22H89L88 23V26H89V24H91ZM96 22V23H95ZM103 22V23H102ZM108 22V23H107ZM132 22V23H131ZM138 22H141V19H139V21ZM181 22H183V21H181ZM210 22V21H209ZM214 21H211V23H213ZM237 22V23H236ZM52 23V24H53ZM67 23H69V24H67ZM124 23H126V25H124ZM170 23V24H169ZM174 23H175V21H174ZM178 23V22H177ZM184 23V22H183ZM250 24L251 22H247V24ZM73 24V23H72ZM93 24L95 25V26H93ZM138 24V25H139ZM173 24V23H172ZM176 24V23H175ZM10 25H12V26H10ZM40 25V27H43V26H41ZM84 26H85V29L84 30H86V28H89V27H86V25H87V23L86 24H83ZM121 25H123V27L124 26H126L127 28H128V26H131V27H133V28H135L136 27V29H133V31H130V32H132V33H130L131 35L129 36H125L126 38H124V37H122V35H121V33H122V31H123V27H121ZM128 25V26H127ZM178 25V24H177ZM186 25V26H185ZM241 25V26H240ZM256 25V26H255ZM5 26V27H4ZM163 28H162V27ZM174 26V25H173ZM3 27V28H2ZM11 27V28H10ZM114 27H112V28H114ZM126 27H124V29H127ZM131 27L129 28V30L131 29ZM14 28V29H13ZM34 28H36V27H34ZM82 28H83V26L81 27V29H80V34H82ZM100 28V27H99ZM104 28V27H103ZM106 28V27H105ZM119 28V29H118ZM122 30H121V29ZM184 28V29H183ZM191 28V29H190ZM202 28V29H201ZM20 30L22 29V31H23V28H19ZM70 29V30H69ZM157 29V28H156ZM251 29V30H250ZM83 30V31H84ZM121 30V31H120ZM137 30V31H136ZM140 30V31H139ZM9 33H8V32ZM26 31H25V33H26ZM27 31V32H28ZM75 31V30H74ZM79 31V30H78ZM135 31V32H134ZM152 31V30H151ZM154 31H155V28H154ZM158 31V30H157ZM171 31H172V33H171ZM114 32V33H113ZM146 32V31H145ZM186 32V33H185ZM189 32V33H188ZM20 34H21V36L23 35V34H25V33H23V32H19ZM18 33V34H19ZM32 33V32H31ZM61 33V34H60ZM79 33V32H78ZM148 33V32H147ZM156 33V34H157ZM178 33V32H177ZM249 33V34H248ZM11 34V35H12ZM19 34V35H20ZM27 34V33H26ZM26 34H25V36L24 37H26ZM60 34V35H59ZM74 34V33H73ZM79 34V35H80ZM146 34V33H145ZM148 34H150L151 35V33H150V30H149V33ZM8 35V36H9ZM30 35V34H29ZM52 35V34H51ZM53 35H52V37H53ZM65 35V36H64ZM150 35H149V37H150ZM215 35H217V36H215ZM220 35V36H219ZM245 35V36H244ZM257 35H260V34H257ZM256 35V36H257ZM262 35L263 34H261L260 36L262 37ZM31 36H34V34L33 35H30V37L27 35V37H28V39L29 38H33V37H31ZM67 36V37H66ZM106 36V35H105ZM118 36H120V37H118ZM148 37V35L146 34L144 37ZM171 36H173L174 38H173V40H175L176 41V43H177V45H181L182 47H183V52H186V55L185 54H183V52H180L181 50V48L182 47H180V51H177V57L176 56H173V58H172V55L174 54V53H176V43L172 40V38H171ZM248 36V37H247ZM256 36H255V39H253L252 41L254 42L253 44H255V43H258V41L260 42V37L259 36H257L258 37V41H257V39H256ZM4 37V39H6ZM26 37V38H27ZM22 38H23V36H22ZM69 38V37H68ZM133 38V39H132ZM199 38H200V40H199ZM210 38V39H209ZM218 38H219V40H218ZM242 38V37H241ZM264 37H262V40H264L263 39ZM3 39V38H2ZM31 39H29V40H31ZM50 39H51V37H50ZM54 39V38H53ZM53 39H52V41H53ZM55 39V40H56ZM163 39H167V40H163ZM234 39V38H233ZM233 39H231V40H233ZM236 39V38H235ZM142 40V39H141ZM180 40V41H179ZM239 40H243V39H239ZM262 40H261V42H262ZM0 41H2L1 39H0ZM60 41V40H59ZM211 41V42H210ZM255 41H257V42H255ZM75 42V41H74ZM76 42H81V41H79V40H77ZM1 43V42H0ZM58 43H60V42H58ZM62 43V42H61ZM60 43V44H61ZM62 43V45L64 46V44ZM72 43L73 42H71V45H65V46H68L69 48H67L66 50H62L61 52L63 53H59V54H55V58L53 59V60H55L56 62L58 61V59H59V61L60 62H62L63 61V63L65 64V62L64 61H69V60H67L68 58H71L72 57V59H73V56H71L72 54H73V52H77V51H79L80 50V47H82L81 45H82V43H81V45H80V47L78 48V45L79 44H77V43H73V45H72ZM117 43V44H116ZM119 43V44H118ZM213 43V44H212ZM217 43V44H216ZM17 44V43H16ZM16 44H13V46H12V43L10 44L13 48H19V47H17V45ZM23 44V43H22ZM21 44V45H22ZM67 44V43H66ZM69 44V43H68ZM125 44V45H124ZM133 44V45H132ZM138 44V45H137ZM220 44L221 43H219V45L218 46H220ZM223 44H225V42L224 43H222V45ZM229 44V43H228ZM241 44H242V41H241ZM243 44H246V43H243ZM263 44H264V42H263ZM262 44V45H263ZM7 45V44H6ZM5 45V46H6ZM9 45V46H10ZM16 45V46H15ZM21 45H20V47H21ZM75 45V46H74ZM77 45V46H76ZM93 44H91V47H88V48H82L83 50H85V52H89L90 50H93L94 48H92V47H94V45L92 46ZM208 45V46H207ZM215 45H214V47H215ZM257 45V46H256ZM259 45H261L260 43H259ZM262 45H261V48H262ZM19 46V45H18ZM90 46V45H89ZM143 46V47H142ZM212 46V47H211ZM243 46V45H242ZM253 46V45H252ZM254 46H256V48H258V44H255ZM253 46V47H254ZM22 47H24V46H22ZM22 47H21V49H22ZM73 47V48H72ZM76 47V49H78V50H76V49H74ZM190 47H192V48H190ZM222 47V46H221ZM245 47H248L249 48V46L246 44L245 45ZM250 47H251V44H250ZM264 47V46H263ZM6 48H8V46L6 47ZM11 47H9V49H10ZM118 48H120L119 46H118ZM155 48V49H154ZM240 48H242V47H240ZM252 48V47H251ZM255 48V47H254ZM253 48V49H254ZM260 48V47H259ZM76 50V51H72V50ZM82 49H81V51H82ZM160 49V50H159ZM222 49V51H223V49H225V48H221ZM243 49H244V47L241 49L242 51H243ZM252 49V53H251V49L249 50H247V48H246V51L248 52V54L249 53H251L252 54V58L254 59V57L255 56H253V53L255 52L254 50ZM264 49V48H263ZM263 49H258V50H260V51H257V52H260V53H258V55L255 57L257 60H255L254 59V62H253V59L251 60L252 61V64H254V66H256L257 68V70L255 69V67H254V69H255V73L253 72L254 71V69L252 68V67H250L251 65H243V64H241L240 65V60H238V58H240L239 57V54H235V56H230V55H227V53H228V48L226 49V51H227V53L224 51V52H221L220 53V56L218 57V60H219V64H224V63H226V64H229L228 65V68L226 67V68H219V65H217L216 63H215V65H213V66H216L214 69L212 68L211 69V67H209L208 66V63L209 64H211V63H213V62H215V61H217L216 59H214L213 61H212V59H210V62H209V60L207 61V60H205L206 62H208L207 64H206V62L205 61H203V60H201L203 63L201 64V67H199L198 66V68H196V66H194L193 65V67H192V69H194V67H195V69H197L196 70V74H193V73H190V74H192L191 75V79L188 77V79H190V80H188V82L186 81V78H187V73L189 72V71H191V70H189V68H188V70L186 69V67H188V65H182V66H184L183 68H175V65L174 66H172V67H174L173 68V70L171 69V67H170V69L169 70H167V68L165 67V69L163 70V71H161V70H159L160 68H158V70L157 71H160V72H158V73H155V74H151V75H148L147 73H145V74H143L142 73V71H141V73L142 74H140V72H137V73H139L140 74V76H138V78H135V79H137V80H134V86H133V88H131V90H129V91H126L125 93L126 94H124V92H123V90L125 91V87H124V89L123 90H121L123 93H120V95H118V93H117V95L116 94H114L113 92H111V91H105V90H101L100 92H102V93H104V94H102L103 95V99H104V97H105V100H108V99H112V98H114L115 99V97L116 96H118V99L116 98V100H114L117 104L115 105L116 107L114 108V109H112V111H113V114H110V116H116L118 113V115L115 117L116 118V120L115 119H113L114 117L112 116V119L115 121V124H117V126H119L118 125V122H119V118L121 117V115H123L124 113H126L127 112V110H129V109H131V107L132 108H134V112H135V114H134V112L132 113V111L133 110H129L130 112H131V114L132 115H137L138 117H141L142 115H144V113L145 112H149V111H152L151 109H153V108H159L160 107V105H162L163 106V100L166 98H168L169 96H168V94H167V89H168V87H170V85H172L173 84V88H177V89H174L175 91H174V94L172 95L171 94V99H173L174 100V98L175 97H177V99L179 100V98H181V96L183 95V94H186V93H190V95H192L194 92H197V91H200L201 93H202V91L205 93L206 91H208L209 93L210 92H212V90H214V89H217V93L216 94H213V93H211V94H207V96H206V98L207 99H202L203 101H201V102H199L200 104H197V107H198V110L196 111V113H195V116L194 117H192L191 118V120H189V122L191 121V122H196V124H197V121H198V123H199V125H200V127H199V131H197V135L198 136H195L194 138H192V140H193V144H195L196 146L197 145H199V143H201L200 145H202V143H203V145L205 144V146L207 145V146H210V145H212L214 142H217V140H219L220 142L219 143H221L222 142V140H224L223 138H229L230 137V139H228V140H231V142H232V139L234 140L233 141V143L235 144V143H240V146H241V144H243V142H242V138H240V137H247V136H249V138H251V137H253L254 136V139L255 138H257L256 137V131L254 132L253 131V127L256 125H254L253 124V122L255 123V121L253 120V115L254 114H252V120L253 121H251V118H250V120L248 119V116L245 114L246 113V111L252 106V105H254V104H262L261 106H263L264 105V86H263V83H264V50ZM6 50V49H5ZM8 50V49H7ZM6 50V51H7ZM14 50V49H13ZM20 50V49H19ZM68 50V51H67ZM116 50H117V48H116ZM124 50L126 51V52H124ZM18 51V50H17ZM95 51V50H94ZM98 51H96V52H98ZM121 51V50H120ZM188 51V50H187ZM190 51H191V53H190ZM211 51V50H210ZM219 51H221V50H219ZM250 51V52H249ZM254 51V52H253ZM9 52H10V54H13V51L10 49L9 50ZM12 52V53H11ZM93 52V51H92ZM239 52V51H238ZM237 52V53H238ZM241 52V51H240ZM244 52H245V50H244ZM17 53H19V51L17 52ZM72 53V54H71ZM75 53L73 54V55H75ZM118 53V52H117ZM219 53V52H218ZM226 53V54H225ZM230 53V52H229ZM243 53V52H242ZM242 53H240V54H242ZM256 53V52H255ZM255 53H254V55H255ZM67 54V55H66ZM79 54H80V52H79ZM78 53L76 54V56H75V58L77 57V58H79L78 57V55H79ZM84 54V53H83ZM124 54V55H123ZM179 54V55H178ZM196 54V53H195ZM195 54H194V56H195ZM204 54V53H203ZM202 53H201V56H204ZM223 54H225V55H223ZM250 54V55H251ZM17 55V54H16ZM59 55V56H58ZM86 55V54H85ZM85 55H82V56H85ZM137 55V56H136ZM175 55V54H174ZM183 55H185V56H183ZM188 55V56H189ZM193 55V54H192ZM192 55H190V56H192ZM200 55V52L198 53V56ZM216 55H217V53H216ZM219 55V54H218ZM232 55H234L233 53H232ZM246 56H248L247 55V53L245 54ZM12 56V55H11ZM15 56V55H14ZM50 56V55H49ZM49 56L47 57H40V58H42L40 61H38V63H40V64H43L42 66H40V65H37L38 63L37 62H35V60L33 61H27V62H24V64L22 65V68L19 70L18 69V71H14V72H12L11 71V67H9V66H7L6 64L7 63H9V61H7L6 62V67H4L6 70H4V71H2L1 73H0V79H2V80H0V83H3V85L5 84V83H7L8 84V86H10V88L8 87V89H13V90H15V89H17V88H13L14 86L16 87V85H18V84H21L22 85V87H19V88H23L24 86V84L26 85V86H30L31 85V87L32 88H34L33 86H36L37 84V86H39V83L41 84V81H40V79L38 80L37 79V81H36V78H34V77H31L30 79L28 78V79H24L23 77H27L29 74H26L27 72H30V70L32 71V69H34V67L36 66V68H38V66H39V68H43V67H45V68H47V66H46V64H48V63H50V61H51V58H52V56H50V58H49ZM81 56V57H82ZM190 56L188 57V59L190 58ZM193 56V57H194ZM226 56V57H225ZM63 57V58H62ZM80 57V58H81ZM104 57V56H103ZM130 57V58H129ZM176 57V58H175ZM183 57H185L183 60H182V58ZM224 57V58H223ZM236 57V59H234ZM242 57V56H241ZM260 57V58H259ZM58 58V59H57ZM61 58V59H60ZM196 58V57H195ZM194 58V59H195ZM198 58H202V57H198ZM214 58V57H213ZM14 59V58H13ZM39 59V58H38ZM38 59H36V61L38 60ZM57 59V60H56ZM64 59V60H63ZM141 59V60H140ZM172 59H174V60H172ZM191 59H193V58H191ZM199 59V60H200ZM203 59V58H202ZM208 59V58H207ZM11 60V59H10ZM29 60V59H28ZM52 60V61H53ZM130 60V61H129ZM170 60V61H169ZM181 60V61H180ZM190 60V59H189ZM189 60H187V61H189ZM236 60H238L239 62V64H237L236 63ZM169 61V62H168ZM195 61V60H194ZM193 61V62H194ZM230 61V62H229ZM256 61H257V63H256ZM102 62H103V60H102ZM152 62V63H151ZM197 62V61H196ZM195 62V63H196ZM200 62V61H199ZM205 62V63H204ZM13 63V62H12ZM57 63H59V62H57ZM118 63V62H117ZM116 63V65H119L120 66V64H117ZM162 63V64H161ZM187 64H189V62H186ZM237 65H236V64ZM11 64V63H10ZM113 64V63H112ZM143 64H141L142 65V67L144 66V67H146L145 65H143ZM152 64V65H151ZM172 64H174V63H172ZM176 64H178V63H176ZM204 64H206V65H204ZM226 64H224V65H226ZM12 65V64H11ZM31 65V66H30ZM57 65H59V64H57ZM60 65H62V64H60ZM91 65H92V67H93V69L95 68L96 69V71H97V73L98 74H100L101 72L102 73H104V71L106 70V67H104V66H102V64H101V61L99 60V63H96V65H95V62H94V65L95 66H93V64L91 63ZM90 64H88V67L90 68V66H91ZM115 64H113L112 66H114ZM115 65V66H116ZM202 65H204V67H202ZM223 65V66H224ZM235 65H236V67H235ZM238 65H240V66H238ZM177 66V65H176ZM178 66H180V65H178ZM190 66V65H189ZM208 66V67H207ZM221 66V65H220ZM223 66H221V67H223ZM238 66V67H237ZM49 67V66H48ZM86 67V66H85ZM110 67H111V65H110ZM143 67V69H145ZM147 67V68H148ZM250 67V68H249ZM3 68V69H4ZM87 68V67H86ZM88 68V69H89ZM104 68V69H103ZM109 68V67H108ZM111 68H113V67H111ZM111 68H109V70L111 69ZM128 68V67H127ZM146 68V69H147ZM191 68V67H190ZM206 68V69H205ZM232 68H233V70H232ZM92 69V68H91ZM156 69V68H155ZM205 69V70H204ZM87 70V69H86ZM90 70V69H89ZM88 70V71H89ZM182 70V71H181ZM219 70V71H218ZM93 71V70H92ZM95 71V72H96ZM113 70H111V71H109V73H107V74H109V75H105L106 73H104V76L103 75H99L100 77H98V80L96 81V83L97 84H100V85H102L103 84V82L105 81V80H108V78L110 77V78H112L111 76H110V72H112ZM144 71V70H143ZM168 71V72H167ZM169 71H170V73H169ZM173 73H172V72ZM178 71V72H177ZM223 71V72H222ZM251 71L254 73L253 75H251ZM69 72V71H68ZM64 72V73H62V75H63V77H62V75H60L62 78H60L62 81H65V80H68V79H70V78H72L73 77V75H74V72L73 71H71V72ZM94 72V71H93ZM163 72V73H162ZM186 72V73H185ZM203 72V73H202ZM231 72V73H230ZM153 73V72H152ZM195 73V72H194ZM222 73V74H221ZM23 76H22V75ZM24 74H26V75H24ZM138 74V75H139ZM146 74H147V76H146ZM170 74V75H169ZM174 74V75H173ZM189 74V73H188ZM237 74V75H236ZM2 75V76H1ZM65 75H67V77L65 78ZM111 75H112V73H111ZM134 75V74H133ZM136 75V74H135ZM142 75V76H141ZM161 75V76H160ZM195 75V76H194ZM203 75V76H202ZM240 75V76H239ZM4 76V77H3ZM11 76V77H10ZM22 76V78L24 79V80H20L19 81V79H18V77L20 78ZM143 76H144V78H143ZM156 76V77H155ZM190 76V75H189ZM194 76V77H193ZM252 76H254V79L256 78V80L258 81V82H260V81H262V82H260L261 84V86H263V87H261L259 84H258V86L259 87H261L260 89H258V87H257V85H256V83H254L255 82V80L252 78L251 80H254V84L256 85V89H258L257 91H255V94L254 93H252V91L250 90V89H247L248 87V81L250 80V78L252 77ZM14 78H15V80H14ZM101 78V79H100ZM196 78V79H195ZM220 78H222V79H220ZM239 78V79H238ZM246 78V79H245ZM41 79H44V78H41ZM47 79V78H46ZM56 79V78H55ZM54 78L52 79L51 78V80L52 81H56ZM60 79H58L60 82H61V80ZM151 79H152V81H151ZM241 79V80H240ZM262 79V80H261ZM49 80H50V78H49ZM111 80H113L114 81V79L112 78ZM111 80H109V82L111 81ZM139 80V81H138ZM197 80V81H196ZM234 80V83L232 82V81ZM8 81V82H7ZM58 81V82H59ZM103 81V82H102ZM158 81V82H157ZM227 81L228 82H232L233 84L232 85H230V87H229V84H228V87H227V89L226 90H220L221 89V86H223V85H225V84H227ZM47 82H48V79H47ZM50 82V81H49ZM101 82H102V84H101ZM107 81H105V83H106ZM145 82V83H144ZM240 82V83H239ZM257 82V83H258ZM44 83L45 82H43L42 83V85H44ZM51 83V82H50ZM50 83H48V84H50ZM62 84H63V82H61ZM140 83V84H139ZM172 83V84H171ZM36 84V85H35ZM45 84H47V83H45ZM52 84V87L54 86V85H57V83H54V85H53V82L51 83ZM107 85L109 84L108 82L106 83ZM110 84H111V82H110ZM109 84V85H110ZM149 84V85H148ZM186 84V85H185ZM231 84V83H230ZM252 83H250V85H251ZM6 85V84H5ZM33 85V86H32ZM70 85V84H69ZM148 85V86H147ZM162 85V86H161ZM236 85V86H235ZM247 85V86H246ZM25 86V88H28V87H26ZM45 86V85H44ZM50 87H51V85H49ZM62 86V85H61ZM132 86V85H131ZM130 86V87H131ZM144 86H146L145 88L146 89H144V93H143V91H142V93L141 94H138L139 95V98L137 99V93L136 94H134V92L136 91V89H137V91H138V89L139 90H141V88H144ZM195 86V87H194ZM0 87H1V84H0ZM40 87H41V85H40ZM51 87V88H52ZM65 87V90H66V87H68L67 85L66 86H63L62 88H64ZM72 88H74V86H71ZM163 87V88H162ZM218 87V88H217ZM224 87V86H223ZM232 87V88H231ZM43 87H41L40 88V90L42 91L43 89H45L46 88V90H49L48 92L49 93H53L54 91H57V90H60V89H62V88H60V89H58L57 88V90H53V89H51L52 91L50 92V88H47V85L45 86V88H43ZM225 88H226V86H225ZM235 88V89H234ZM249 88H250V86H249ZM1 90H0V92H4V90H6L7 92H9L10 90H8L7 89V86H6V89L4 88V89H2V88H0ZM68 89V88H67ZM127 89H128V87H127ZM152 91H151V90ZM162 89V90H161ZM211 89V90H210ZM231 89V90H230ZM234 89V90H233ZM240 89V90H239ZM255 89V90H256ZM71 90H73V89H71ZM70 90V88H69V90L68 91H71ZM143 90V89H142ZM150 92H149V91ZM205 90V91H204ZM236 90H238L237 91V93H235L236 92ZM263 90V91H262ZM5 91V92H6ZM67 91V90H66ZM105 91V92H104ZM120 91V92H121ZM191 91V92H190ZM241 91V92H240ZM249 91H251V93L252 94H250V93H247V92H249ZM262 91V92H261ZM43 92H45L44 90H43ZM100 92H99V94H100ZM185 92V93H184ZM214 92V91H213ZM238 92H240L241 94L240 95H242V98H241V96L239 97V98H232V97H236L235 95L236 94H238ZM260 92V93H259ZM11 93V92H10ZM140 93V92H139ZM192 93V94H191ZM224 93H226L225 95H224ZM247 93V94H246ZM5 94V93H4ZM8 94V93H7ZM156 94V95H155ZM195 94V93H194ZM1 95V94H0ZM101 95V96H102ZM134 95H137L136 96V99H135V97H134ZM141 95V96H140ZM147 95H149V96H147ZM164 95V96H163ZM187 95H189V94H187ZM203 96H204V94H202ZM221 95H222V97H221ZM224 95V96H223ZM231 96V97H229V99L231 98V101L230 100H228L227 99V101H226V97L225 96ZM145 96V97H144ZM239 95H237V97H238ZM72 98H70V100L68 99V97H66L67 99L65 100V98L63 99V100H65V101H63L64 103H63V105H62V107H60L59 109H57V110H55V108L53 109V111H51L50 109L48 110V109H43L42 107V109L43 110H41V111H38L37 110V112H34L33 113V111L31 112V110L29 109V111H28V108L26 109L25 108V110H24V108L23 109H21V107H20V110H18L17 109V111L15 110L13 113H11L10 115H8V116H6L5 118H3V119H0V126H6L5 128H8V129H6V131H8V132H11L10 131V127H15V129H16V127L18 128L17 129V131L15 132V134L17 133V135L19 134V132L20 131H18V130H21V133H22V131L23 132H26V130H28L27 132L32 136V134H31V132L33 131V135H36V136H39L40 135V138H42L41 137V135H45L44 137L45 138H48L47 136L48 135H51V137H53L52 136V133H53V131L54 130H56L57 129V127L59 126V125H64L65 123L67 124V125H70V126H72V129L73 130H76V129H74L73 127H78V125H80L83 121L84 122H87L88 124L90 123H93L94 125L93 126H95L96 128H98V130H101L100 128H102L103 126H101V125H104V121H106L105 119V117L103 118V113L102 112H104L102 109L103 108H100V106H96L95 104V106H96V108L95 107H93V108H86L85 109V103H86V101L85 100H82L81 99V97L79 98H77V97H74V96H71ZM174 97V98H173ZM179 97V98H178ZM185 97V96H184ZM184 97H182L181 99H183ZM220 97H221V99L223 98V97H225V98H223V100H225L226 102H225V104L223 103V101H221L222 103H220L219 105H217L218 107H216L215 106V108H217L216 110H215V108H214V106H212V108H214V111H212V114H213V116H209V120L206 118L207 117V115H209V114H207V113H209L210 112V110H213L212 108H211V105L213 104V105H215V104H218V102H219V99H220ZM253 97V98H252ZM108 98V99H107ZM203 98V97H202ZM135 99V100H134ZM176 99V98H175ZM212 99V100H211ZM235 101H234V100ZM239 99V100H238ZM260 99V100H259ZM60 100H62V99H60ZM59 100V101H60ZM74 100H76L75 102H74ZM82 101V102H81ZM85 101V102H84ZM90 101V100H89ZM91 101H93V100H91ZM147 101V102H146ZM174 101H176V100H174ZM230 101V103H228ZM252 101V102H251ZM62 103V102H61ZM60 103V104H61ZM78 103V104H77ZM88 103V102H87ZM87 103H86V106H87ZM95 103V102H94ZM129 103V104H128ZM138 103V104H137ZM161 103H163V104H161ZM196 103H197V101H196ZM196 103H195V106H196ZM226 103H228V104H226ZM84 104V105H83ZM92 104H93V102H92ZM153 104V105H152ZM208 104V105H207ZM252 104V105H251ZM73 105H74V107H73ZM90 105H91V103H90ZM90 105H88V106H90ZM141 105V106H140ZM201 107H200V106ZM206 105V106H205ZM221 105V106H220ZM222 105H223V107H222ZM227 105V106H226ZM43 106V105H42ZM46 106V105H45ZM45 106H43V107H45ZM67 106V107H66ZM71 106V107H70ZM162 106H161V109H162ZM231 106V107H230ZM249 106V107H248ZM255 106H257V111H258V113H259V111L261 112V110H259V108L261 107V106H259V105H255ZM254 106V107H255ZM259 106V107H258ZM81 107V108H80ZM97 107H99V108H97ZM137 107V108H136ZM146 107V108H145ZM148 107V108H147ZM176 107V106H175ZM180 107V106H179ZM200 107V108H199ZM235 108V109H238V111H240L241 112V110H242V112L240 113V112H235L234 110H232V109H229V108ZM253 107V108H254ZM40 108V109H41ZM46 108H50V106L48 105ZM56 108H58V107H56ZM177 108H178V106H177ZM205 108V109H204ZM211 108V109H210ZM252 107H251V109H253ZM39 109V110H40ZM145 109V110H144ZM149 109V110H148ZM153 110L152 111V113L153 112H155V115H153L152 116V119L149 121V122H144V121H140V122H138V120H137V123H139V124H137V126L135 125V127L137 128V127H147V126H150L151 128H149V129H151L150 130V132H148L146 129H142V128H140L139 130H141L142 129V132H145V131H143V130H146V132H147V134H146V132H145V134L144 133H142V135L143 136H139V138H140V140H139V138H138V140H132L131 142H129L128 143V145H126L125 143H122V140L120 141H118V142H116V143H114L113 142V145L112 144H110V146L108 145V146H106L105 145V147L104 146H101L100 145V147H104V148H100L101 149V151H100V149H99V151H93L92 153H86L87 151H85V153H81V152H83V151H81V152H77V153H79V154H74L73 156L71 155V157H69L68 159H69V161L67 162L68 163V166L67 165H65L66 164V161H65V163L64 162H61V163H63L65 166H67V167H69V165H74V167H75V165L78 163V166H80L81 167V164L83 163H85V161L87 160V161H89L88 159L90 158L91 159V157L93 158V156H104V159L101 157V162H103V160H107L108 159V162H109V159L111 158V159H114L115 160V158L117 159L118 157H123L122 159H125V157L124 156H126L127 155V153H128V149H131L132 147L133 148H136L137 147V145H139L140 147L141 146H144V147H146V148H148V147H151V146H153V151H154V149H156L158 152H160V150H161V147L163 148V147H166L169 143L171 144V140H173V142H174V140L176 139V134H177V131L179 130V124H182L181 122H182V119L184 118H182L181 119V117L184 115V113H183V109H181V107L179 108V110L178 111H175L176 109H174V114L176 113L177 114V116L179 117H177L178 118V120H176L175 119V121H172V123L171 124H173V122H174V128L172 127V125H170V131H171V133H172V131H175V132H173L172 133V137H170L169 139L170 140H168V142H165V144H166V146H161V143H160V141L159 140H157V138L156 137H158V133H156V132H158L159 130H158V126L161 124V121H164V118H163V116L162 117H160L161 116V114H158L157 115V113H159L160 112V110L158 111V110ZM160 109V108H159ZM180 109L182 110V113H183V115H182V113L180 112ZM233 111V112H235V113H237V115H238V118H237V116H236V114L235 113H233V114H235V118H237V119H239V121H240V123L237 125V128H236V126H235V128H233L231 125H229V126H231L232 127V129H231V127L229 128V127H227V130L226 129H224V128H220L219 127V124H221L222 123V119H223V117H222V114L223 113H225V112H227V111ZM261 109V108H260ZM25 112H24V111ZM48 110V111H47ZM79 110V111H78ZM82 110V111H81ZM95 110V111H94ZM97 110V111H96ZM225 110H227V111H225ZM263 111H262V113H260V114H264L263 112H264V108L262 109ZM101 111V112H100ZM142 111V112H141ZM158 111V112H157ZM199 111V112H198ZM225 111V112H224ZM237 111V110H236ZM253 112H251V110H250V113H254V110H252ZM28 112V113H27ZM90 112V113H89ZM93 112V113H92ZM129 112V113H130ZM157 112V113H156ZM222 112V113H221ZM31 113V114H30ZM61 115H60V114ZM68 113V114H67ZM77 113V114H76ZM85 114V118L84 117H82V118H84L83 120H82V122L80 123V124H78L77 126H73V124L75 125V122H79V121H77V119L79 118L80 120L82 119L80 116H83V115H81V114ZM111 113V112H110ZM151 113V112H150ZM149 113V114H150ZM211 113V112H210ZM243 113V114H242ZM21 114V115H20ZM22 114H24V115H22ZM37 114H38V116H37ZM43 114V115H42ZM64 114V115H63ZM96 114V115H95ZM221 114V115H220ZM249 114V113H248ZM259 114V115H260ZM39 115H41V118L39 117ZM105 115V114H104ZM126 115V114H125ZM125 115H123V117L125 116ZM141 115V116H140ZM146 116L148 115V114H145ZM181 115V116H180ZM250 115V114H249ZM63 116V117H62ZM133 116V117H134ZM146 116H144V117H146ZM150 116V115H149ZM222 117V121H221V123H220V121H219V117ZM260 116H262V115H260ZM43 117H44V119L47 117H49L50 118V120L49 119H47V120H49V123H47V125H44L43 127H40L41 126V124L40 125H37V122L40 120L41 121V119L42 120H44L43 119ZM136 117V116H135ZM154 117H156L155 119H154ZM196 117V118H195ZM204 117V118H203ZM13 118V119H12ZM60 118H61V120H60ZM162 118V119H161ZM203 118V119H202ZM218 118V119H217ZM233 118V117H232ZM76 119V120H75ZM111 119V120H112ZM190 119V118H189ZM200 119V120H199ZM202 119V120H201ZM216 119V120H215ZM234 119V118H233ZM236 119V120H237ZM244 119V120H243ZM5 120V121H4ZM21 120V121H20ZM24 120V121H23ZM46 120V119H45ZM56 120V121H55ZM110 119H109V117H107V122L105 123L106 125L108 124V123H110V121H109ZM174 120V119H173ZM179 120H181V122L179 123ZM187 120V119H186ZM235 120V119H234ZM235 120V121H236ZM245 120H247V122L245 121ZM89 121V122H88ZM93 121V122H92ZM96 121V122H95ZM103 121V122H102ZM109 121V122H108ZM113 121V122H114ZM120 121H121V119H120ZM145 121H148V120H146V118H145ZM154 121V122H153ZM160 121V122H159ZM176 121H178V123H176ZM184 121V120H183ZM208 121H210L209 123H208ZM214 121V122H213ZM235 121H233L234 122V125L235 124H237V123H235ZM238 121V120H237ZM48 122V121H47ZM83 122V123H84ZM95 122V123H94ZM188 122V121H187ZM190 122V123H191ZM6 123V124H5ZM34 124L32 127L33 128H31V131H30V127L27 125V124ZM87 123H84V124H86L87 125ZM9 124V125H8ZM65 124V126H67ZM90 124H89V126L88 127H86L85 125L83 126V124H81L82 126H83V128L85 129V127H86V131L88 130L87 128H92V124H91V126H90ZM110 124H112V123H110ZM195 124V125H196ZM243 124V125H242ZM248 124L250 125V127L248 126ZM24 125H25V127H24ZM63 125H62V127H63ZM162 125H163V122H162ZM191 125H194V124H191ZM198 125V124H197ZM205 125V126H204ZM214 125V126H213ZM218 125V127L220 128V129H223L224 131H222V132H220V133H218V132H216V130H214L215 129V126H217ZM23 126V127H22ZM82 126H79V127H81L82 128ZM105 126V125H104ZM221 126V125H220ZM239 126V127H238ZM19 127H22L23 128V130H22V128L21 129H19ZM59 127H61V126H59ZM134 127V126H133ZM134 127V128H135ZM157 127V130L156 131H154L155 130V128ZM162 127V126H161ZM172 127V128H171ZM198 127V126H197ZM218 127H216V128H218ZM256 127V126H255ZM12 128H11V130H12ZM64 128V127H63ZM68 127H66V128H64V129H67ZM69 128H71V127H69ZM94 128V127H93ZM105 128V127H104ZM163 128H164V126H163ZM181 128H182V125H181ZM204 128V129H203ZM214 128V129H213ZM26 129V130H25ZM40 129H43V131L42 130H39ZM171 129H173V130H171ZM178 129V130H177ZM238 129V130H237ZM263 131H264V126H263ZM72 130V133H74L75 131H73ZM77 130H79V128L77 129ZM77 130H76V132H77ZM93 130V129H92ZM94 130L96 131V133L95 134H97L99 131L98 130H96L95 128H94ZM137 130V129H136ZM203 130H204V132H203ZM218 130V129H217ZM249 130V131H248ZM254 130H256L255 128H254ZM14 131V130H13ZM41 132L42 134H39V132ZM84 131V130H83ZM83 131L82 130H79V132H77V133H79L78 135L80 136V135H82V133H83ZM94 131V132H95ZM138 131V130H137ZM169 131V132H170ZM253 131V132H252ZM52 132V133H51ZM55 132V131H54ZM161 132V131H160ZM13 133V132H12ZM27 133V134H28ZM50 133V134H49ZM66 133H70L69 131L68 132H66ZM72 133L71 134H69L70 136L72 135ZM88 133V132H87ZM87 133H86V135H87ZM89 133H92V132H89ZM88 133V134H89ZM152 133H153V136H152ZM199 133V134H198ZM253 133V136H250V134H252ZM14 134V135H15ZM27 134H25V133H23L22 134V136L21 137H23V136H25V135H27ZM76 134V133H75ZM75 134H73V135H75ZM162 134V133H161ZM166 134V133H165ZM169 134V133H168ZM16 135V136H17ZM47 135V136H46ZM68 135V134H67ZM83 135H85V133H83ZM90 135V134H89ZM91 135H93V133L91 134ZM147 135V136H146ZM170 135V134H169ZM230 135V136H229ZM2 136H3V134H2ZM19 136H20V134H19ZM19 136H17V137H19ZM98 136V135H97ZM97 136L95 137V140L97 139L98 140V138H97ZM149 136V137H148ZM159 136H160V133H159ZM162 136V135H161ZM163 136H165V135H163ZM222 136V137H221ZM232 136V137H231ZM50 137V136H49ZM66 138H64L63 137V139H61V141H56V143L57 142H60L62 145H65V143H67V141L69 140L68 139V136H65ZM82 137V136H81ZM83 137H86V136H83ZM217 137V138H216ZM62 138V137H61ZM94 138V137H93ZM148 138V139H147ZM160 138V137H159ZM166 138V137H165ZM167 138H168V135H167ZM213 138V139H212ZM232 138V139H231ZM0 139H4V137H2V138H0ZM34 139V138H33ZM60 139V138H59ZM68 139V140H67ZM75 139H77V140H79V138H78V136L75 138V136L73 137V140L71 139V141H74ZM82 139V138H81ZM119 139V138H118ZM117 139V140H118ZM161 139V138H160ZM220 139H222V140H220ZM241 139V141L239 142V140ZM253 139V138H252ZM252 139H250L251 141H252ZM32 140V139H31ZM166 140V139H165ZM227 140V139H226ZM249 140V141H250ZM1 141V140H0ZM34 141V140H33ZM35 141H37V137L35 138ZM93 141H94V139H93ZM115 141V140H114ZM142 141V142H141ZM158 141V142H157ZM162 141V140H161ZM206 141V142H205ZM225 141V140H224ZM246 141V139H244V142ZM250 141V142H251ZM126 142V141H125ZM190 142H192V141H190ZM199 142V143H198ZM253 143H254V141H252ZM19 143V142H18ZM59 143V144H60ZM95 143V142H94ZM121 143V144H120ZM132 143V144H131ZM143 143V144H142ZM168 143V144H167ZM176 143V144H175ZM210 143V144H209ZM238 143H237V145H236V147L238 146ZM246 143H249L248 142V140H247V142H245V146H246ZM16 145H17V143H15ZM15 144H14V147H18L19 145H20V143H19V145H17V146H15ZM25 144V143H24ZM61 144L59 145L60 147H62L61 146ZM69 145H70V143H68ZM68 144H67V146H68ZM93 144V143H92ZM130 144V145H129ZM164 144V143H163ZM164 144V145H165ZM173 144V143H172ZM217 145H218V143H216ZM250 144V145H249ZM248 145L249 146H247L248 147V149H246V152H244L245 151V149L243 148V146H244V144L242 145V150L240 151L239 150V148H241V147H239L238 148V150L240 151V152H243V153H247V155L250 157V159L248 160L249 162L248 163H244V164H240V163H242V162H237V165H235V166H237V168H239V169H237V170H240V173H241V171L244 173V176H245V178H247V179H255V180H257V181H254V182H257L258 184H260L259 182H258V180L259 181H261V183L262 184H264V176L263 177H257L258 175H257V173H259V171H261V169H262V171L261 172H263V169H264V147L263 148H257V147H255L254 145H252V143H249ZM255 144H257V142L255 143ZM259 144V143H258ZM257 144V145H258ZM26 145V144H25ZM57 145H58V143H57ZM96 145H97V142H96ZM116 145V146H115ZM174 145L175 146H177V147H175V146H173V145H171V147H173L174 148V150H173V148H172V150H171V152L172 151H174V152H172V153H170V157L168 158L167 157V164H165V159L163 160L164 161V163H163V161L161 162V160L162 159H159V158H161L160 156H161V154L162 153H156L157 155H158V157H157V155H155L154 154V152H153V154H154V156H156V157H152V158H147V156L148 157H150V155H148V154H146V157H143L142 159L140 158L139 160H141V162H139V164L143 167V165H149V169H154V167H156V168H158L157 166H159V167H161L162 169H164V171L162 172L159 168H158V170L161 172V173H164L165 171H167V169L169 168L170 169V162L173 160V158H175V160H177L176 158H178V157H182V156H180V154H182L183 152H184V154L183 155H185V153H186V151H187V149H189V147H190V145H191V143H189L188 145L186 144V143H184V144H179V146L177 145V140H175V142H174ZM182 145H185L184 147L182 146ZM220 145V144H219ZM264 145V144H263ZM262 144H259V146H263ZM66 146V145H65ZM97 146H99V145H97ZM112 146V147H111ZM158 146V147H157ZM195 146V147H196ZM204 146V147H205ZM205 147L206 149V151H208V147ZM216 146V145H215ZM215 146L213 145V147L215 148ZM221 146V145H220ZM258 146V147H259ZM21 147V146H20ZM22 147H23V143H22ZM64 147V146H63ZM92 147H95V145L93 144L92 146H91V149H93ZM193 147H194V145H193ZM203 147V146H202ZM203 147V148H204ZM211 148H213L212 146H210ZM209 147V148H210ZM97 148V147H96ZM109 148V149H108ZM126 148V149H125ZM152 148V147H151ZM210 148V149H211ZM213 148V149H214ZM217 148H220L219 146L217 147ZM90 149V148H89ZM89 149H88V152H91V150L89 151ZM95 149V148H94ZM115 149V150H114ZM141 149H143L142 147H141ZM145 149V148H144ZM150 149V148H149ZM191 149L193 150V148H192V145H191V147H190V151L189 152H191ZM195 149V148H194ZM244 149V150H243ZM96 150V149H95ZM119 150V151H118ZM152 150H151V152H152ZM164 149H162L161 151H163ZM215 150L216 151H218L216 148H215ZM249 150H251L250 152L251 153H248V151ZM123 151H125V152H123ZM166 151V150H165ZM212 151V150H211ZM211 151H208V152H210L213 156L212 157H214V156H216V155H214V153L216 152V151H214V152H211ZM262 151V152H261ZM97 154H95V153ZM145 152V151H144ZM143 152V153H144ZM150 151L148 150V153H149ZM156 152V151H155ZM237 152V151H236ZM240 152L238 153V154H240ZM255 152V153H254ZM81 153V154H80ZM147 153V152H146ZM169 152L167 151V152H165V154H168ZM205 153V152H204ZM90 154V155H89ZM131 154V152H129V154H128V156ZM145 154V153H144ZM151 154V153H150ZM187 154V153H186ZM215 154H218V152H216ZM237 154V155H238ZM163 155H164V152H163ZM162 155V156H163ZM235 155V154H234ZM242 155V154H241ZM239 155V158H245L244 157V155ZM246 155V154H245ZM86 156V157H85ZM127 156V157H128ZM145 156V155H144ZM208 156V155H207ZM204 157V158H208V157ZM247 156V157H248ZM97 157V158H98ZM106 157V158H105ZM110 157V158H109ZM142 157V156H141ZM216 157H218V156H216ZM216 157H215V159H216ZM220 157V156H219ZM235 157V156H234ZM121 158H119L117 161L118 162H120V160H121ZM170 158H172V160L170 159ZM252 158V159H251ZM100 159V158H99ZM110 159V161H112ZM144 159V160H143ZM146 159V160H145ZM159 159V160H158ZM213 160H211V161H215L214 160V158H212ZM217 159H219V158H217ZM236 159H238L237 157H236ZM72 160V161H71ZM128 160V159H127ZM208 160V159H207ZM262 160V161H261ZM70 161H71V163H70ZM84 161V162H83ZM86 161V162H87ZM123 161V160H122ZM126 161V160H125ZM130 161V160H129ZM148 161V162H147ZM153 161V162H152ZM160 161V162H159ZM208 161H210V160H208ZM223 161V160H222ZM222 161H221V163H222ZM237 161V160H236ZM238 161H241L240 159H238ZM250 161H252L251 163H250ZM255 161H258V162H255ZM4 162H6V161H4ZM4 162L2 163V164H0V166L2 167V169H4L5 167H6V169H4V170H0V185L1 184H3V185H1V187H3L4 185H5V182L7 183L8 181V183H10L11 181H15V179H18L20 176H22V175H26L27 174V176H29V175H31L32 176V178H34V177H37V176H35L36 175V173H38V167L37 166H32L34 163V161H30V164L29 163H27V165L29 164V165H31L30 167H27L26 165L24 166V167H21L22 169H18V170H13V169H10L11 167L9 166H5V164H4ZM217 162V161H216ZM8 163V165H10L9 163L10 162H7ZM60 163V164H61ZM105 163H106V161H105ZM111 163V162H110ZM113 163H114V161H113ZM126 163H128V162H126ZM130 163V162H129ZM136 163H137V161H136ZM232 163H235V159H234V162H232ZM59 164V165H60ZM63 164H62V166H63ZM82 164V165H83ZM102 164V163H101ZM108 164V163H107ZM133 164V167L136 165V164H134V162L132 163ZM138 164V163H137ZM196 164V163H195ZM193 164L194 166H196V165H198V164ZM200 164V163H199ZM220 164V163H219ZM251 164V165H250ZM38 165V164H37ZM109 165V164H108ZM128 165V164H127ZM164 165V166H163ZM166 165V166H165ZM193 165H192V167H193ZM232 165V164H231ZM4 166V167H3ZM40 166V165H39ZM102 166H105V164L104 165H102ZM130 166L132 167V165H131V163H130ZM137 166V165H136ZM139 166V165H138ZM137 166V167H138ZM140 166V167H141ZM145 166H144V168H145ZM218 166V165H217ZM222 166H224V165H221V167L220 168H222ZM232 166H234V164L232 165ZM8 167V168H7ZM26 167V168H25ZM73 167V166H72ZM73 167V168H74ZM76 167H77V165H76ZM83 167V166H82ZM105 167H110V166H105ZM132 167V168H133ZM153 167V168H152ZM202 167V164H201V166L199 167L200 168V170H197L196 168L197 167H195V168H193V170L195 169V171H194V173H197V175L196 174H194L193 175V173H192V177L190 176H188L190 179H192L196 184H195V186H197V188H199L200 187V185H202V188H203V184H205L206 182H207V180H208V176H207V174H201V173H199L200 171H201V169L203 168H201ZM226 167V166H225ZM262 167V168H261ZM19 168V167H18ZM40 168H42V167H40ZM70 168V167H69ZM135 168V167H134ZM147 168V167H146ZM198 168V169H199ZM231 168V167H230ZM234 168V167H233ZM233 168H232V170H233ZM1 169V168H0ZM8 169V170H7ZM34 169V170H33ZM82 169V168H81ZM141 169V168H140ZM140 169H137L136 168V170H134L133 169V171H134V173H135V171H138V173L140 172ZM168 169V170H169ZM216 169H219V168H216ZM41 170V169H40ZM196 170L198 171V172H196ZM225 170H227V168L225 169ZM224 170V171H225ZM229 170V169H228ZM256 170V171H255ZM204 171V170H203ZM202 171V172H203ZM217 171H219V170H216V172ZM2 172V173H1ZM25 172V173H24ZM27 172V173H26ZM40 172V171H39ZM41 172H42V170H41ZM129 172V171H128ZM131 172H132V169H131ZM231 172V171H230ZM236 172V174H238L239 175V171H235ZM234 171H232L231 173H235ZM238 172V173H237ZM105 173V174H104ZM104 173H102V174H104V175H102V176H105L106 175V172L104 171ZM134 173H133V176H136V173H135V175H134ZM183 174V176H186V174H184V172H182ZM203 173H205V171L203 172ZM206 173H208V175H209V178L210 177H212L213 176V174H215V172L213 173L212 172V174L211 173H209V172H207L206 171ZM219 173V172H218ZM217 173V175H218V177H217V180H216V182H214L215 183V189H214V187L212 188V186L211 185H209V187H208V189L210 188V186H211V189H214L215 191H213V190H211V192H214L213 193V197L211 196V198H212V201H213V199H215L214 198V196H215V194H217V193H215L216 191H218L219 193H220V196L217 194V196H215V197H221V193H223V195H224V191L226 190V186L228 185V184H230V183H232V184H230L229 185V187H227L229 190H228V192H227V190H226V192L229 194V192H230V195L229 196H232L231 194H233V196H232V198H230V197H224V199L222 200L221 198H219L221 201H220V203L222 202V204H221V206L219 207V208H215L216 207V204H208V202H211V201H209V198L208 197H206L205 199H207L208 200V202H206L209 206L210 205H212V206H214V208L215 209H213V207L212 208H210V207H205L206 206V203L202 200H200V199H203L201 196H204L203 194L205 193V195L207 196V185L204 187V189H205V192H204V189L203 190H201V191H203L202 193H197V191H196V194L194 193V195H193V197L191 198V199H189V200H196L197 201V203H194L195 205H193L192 204V201H191V207L192 208H189V206H188V208L190 209V210H186V212H187V215H186V213H185V209H184V211H182L183 209L182 208H184L185 206H183L184 204H186L185 202H183L184 204H182V202L181 203H179V204H182V205H179L178 204V202L176 201V203L175 204H173L174 202H170V203H167V205L166 206H164V212H165V214H162V212H160L162 215H163V219H164V221H166V222H163L162 221V224H160L159 225V227H154V229L156 228L158 231H155L158 235H160V234H162V236H163V239L161 240V242H163V244L162 243H160V240L159 239H157V240H159V243H160V245L162 246H160L161 248H163V247H166L165 245H167L168 244V241H170V234H172V233H170L171 231H174V230H176L175 229V227L177 228V225H178V223H182V222H178V221H183L182 220V218H184V219H192V220H194V218H195V220H199V221H204V222H202L204 225H213V223H215V222H213L214 220V218H216L217 220H215L216 221V226L218 227V225L220 226V222L221 221H219V220H221L222 219V221H223V219H225V218H227V216H229V219L231 218V217H233L234 215H236L237 213H238V211H239V209L237 210L236 208V202H238L237 203V205L239 204V202L241 201L240 200V195L242 196V194H239L240 192H238L239 191V189L243 186V184L245 185L246 184V182H248V181H243L244 183L242 184L241 182H240V177H238L237 176V178H239V180H238V182L239 183H241V185L238 183L237 184V182L236 183H233V181H235L234 179H236V177H233L234 175L232 174V176H228V174L226 175L225 174V172H220L219 174ZM9 174V175H8ZM35 174V175H34ZM40 173H38V175H39ZM126 174H127V172H126ZM128 174H132V173H128ZM210 174L212 175V176H210ZM235 174V175H236ZM250 174H252V175H250ZM262 175H264V172L263 173H261ZM260 174V175H261ZM24 175V176H25ZM139 175H141V173L139 174ZM216 174H215V177L217 176ZM222 175V176H221ZM241 175V174H240ZM239 175V176H240ZM250 177H249V176ZM261 175V176H262ZM40 176V175H39ZM57 176H58V174H57ZM127 176V175H126ZM133 176H132V178H133ZM138 176V175H137ZM136 176V179L138 178ZM202 176V177H201ZM256 176V177H255ZM26 177V176H25ZM30 177V176H29ZM128 177V176H127ZM142 176H140L139 178L140 179H142L141 178ZM194 177V178H193ZM205 177V178H204ZM228 177L229 178H234L233 179V181L231 180H229V182L227 181L228 180ZM255 177V178H254ZM7 178V179H6ZM21 178V177H20ZM79 178V177H78ZM77 178V179H78ZM129 178H131V177H129ZM135 178V177H134ZM138 178V179H139ZM197 178V179H196ZM4 179H6V180H4ZM76 178H74V180L73 181H70L71 183H69V182H66V183H68V184H65L66 186L63 188V190H64V194L66 195V194H73L74 193V191L78 188V187H80V185L82 184V181H80V180H82V179H80V180H75ZM139 179V180H140ZM213 179H215V178H213ZM72 180V179H71ZM143 180V179H142ZM175 179H168V183L167 182H165V184H163V183H161V185L163 184V187L161 186V185H159V186H161L162 188L160 189L159 188V186H158V189H160L161 190V193H160V195L159 196H162V195H164V194H166L167 192L169 193V192H171L170 190H172V191H175L176 189L175 188H178V182H176V181H174ZM189 180V179H188ZM210 180V179H209ZM249 180V181H250ZM252 180H251V182H252ZM18 181V180H17ZM48 181V180H47ZM67 181H69L68 179H67ZM83 181H86V180H83ZM90 181H91V179H90ZM89 180H87V182H85L84 184L86 185V184H88V185H90L89 184V182H90ZM141 181V180H140ZM164 181H166V180H164ZM191 181V180H190ZM211 181V180H210ZM237 181V180H236ZM16 182V181H15ZM176 182V183H175ZM211 182H213V181H211ZM227 182H228V184H227ZM253 182V183H254ZM48 183V182H47ZM142 183V182H141ZM141 183H140V185H141ZM146 183V182H145ZM144 183V184H145ZM170 183V184H169ZM191 183L192 184H194L192 181H191ZM201 183V184H200ZM208 183V182H207ZM44 184H46V182H44ZM144 184L143 185H141L142 186V188H141V186L139 187L141 190V193L138 195V198L136 199V203H135V205H134V207H136L135 208V210L133 209L132 211H134V212H136V216H133L132 218H135V220H138V222L140 223V224H144V222L146 223V224H144V225H147V227H149L148 225H152V222L154 221V217H155V220H156V217H158V215L157 214H154L153 215V213H151L150 215H148L147 217H145L144 219V222H142V220H143V218H137L136 219V217H139V216H141L142 215V212H143V210H144V212H146V213H148V211H146L147 209H144V207H148V206H150L151 205V208H152V206L154 205L153 204V202L152 201H154L153 199L151 200V199H149V197L151 196V194L150 193H152V192H148L147 190H149L148 189V187L147 188H145L147 185L145 184V187H144ZM198 184H199V186H198ZM211 184H213V183H211ZM252 184V183H251ZM261 184V185H262ZM43 185V184H42ZM87 185V186H88ZM170 185V186H169ZM249 185V184H248ZM44 187H47V186H49V184L47 185V186H45V185H43ZM64 186V185H63ZM68 186H69V188H68ZM72 186V187H71ZM218 186V187H217ZM241 186V187H240ZM246 186V185H245ZM0 187V188H1ZM50 187H53V186H50ZM54 187H59V186H54ZM62 187V186H61ZM71 187V188H70ZM82 187V186H81ZM171 187V188H170ZM246 187H248V186H246ZM252 186H250L249 185V188H251ZM55 188V189H56ZM156 188V187H155ZM169 188V189H168ZM196 188V190H198ZM201 188V187H200ZM253 188V187H252ZM62 189V188H61ZM147 189V190H146ZM157 189V188H156ZM155 189V190H156ZM165 189V190H164ZM242 189V188H241ZM248 189V188H247ZM247 189H245V192H246V194H251V193H253L252 191H253V189L252 190H250V192L248 193L246 190ZM57 190V189H56ZM63 190H62V192H63ZM78 190V189H77ZM76 190V191H77ZM154 190V189H153ZM160 190L158 191V192H160ZM162 190H164V191H162ZM168 190V191H167ZM222 190V191H221ZM224 190V191H223ZM243 190V189H242ZM4 190L3 189H1L0 190V192H3ZM138 191H139V189H138ZM137 191V192H138ZM221 191V192H220ZM241 191V190H240ZM259 192L258 191V188H257V190H255V192ZM5 192V193H4ZM3 193L4 194H6V191H4ZM57 192H58V190H57ZM122 192H125V191H121L119 194V196L117 197L116 196V198L114 199V201H113V203L110 205L109 203V206H107L106 205V207L105 206H103V208L105 207L106 209H108V210H110V209H112L110 212L107 210L106 211V209H101V207H98V209L100 208L101 210H100V212H102V213H100L99 215H98V211H96L97 212V215L98 216H103V215H106V214H110V213H119V211L121 210L119 207H121V205L123 204L122 202H123V200L125 201V198H126V195H128L129 196V194H128V191H126V193H122ZM146 192V193H145ZM210 192V191H209ZM210 192V193H211ZM236 192H237V194H239V197H238V195H237V198H239V201H235L234 200V198H235V195H236ZM243 192V191H242ZM245 192H243V193H245ZM255 192L253 193V197L252 198H256L257 196H256V194H257V192H256V194H255ZM36 193V192H35ZM41 193V192H40ZM149 193V194H148ZM157 193V192H156ZM209 193V194H210ZM37 194V196L36 197H38V196H43L44 194L42 193L41 195H39V193H36ZM62 194V193H61ZM64 194H62V195H64ZM123 194H124V196H125V198H124V196H123ZM146 194V195H145ZM154 191H153V193H152V195L154 196ZM158 194L159 193H157V197H159L158 196ZM189 194L191 195L192 194V192L190 193L189 192ZM188 193H187V195H189ZM201 194V195H200ZM226 194V193H225ZM245 194V195H246ZM7 195V194H6ZM33 195H35V194H33ZM68 195V196H69ZM211 195V194H210ZM222 195V196H223ZM244 195V196H245ZM252 195V194H251ZM254 195L256 196V197H254ZM1 196V195H0ZM2 196H4V195H2ZM68 196H66V198H68ZM71 196V195H70ZM69 196V197H70ZM141 196V197H140ZM209 196V195H208ZM225 196V195H224ZM247 196V195H246ZM250 196V195H249ZM7 197V196H6ZM45 197V196H44ZM155 197V196H154ZM188 196H186V199H187V201L186 202H190L189 200H188V198H187ZM196 197V198H195ZM234 197V198H233ZM151 198V197H150ZM189 198H190V196H189ZM223 198V197H222ZM245 198H247V200L250 198V197H245ZM83 199V198H82ZM82 199H80L79 200V198H78V201H77V199H75V203L74 202H70L71 200H68L67 202L68 203H66V204H64L65 202H63L60 206H61V211H59V212H61V214H63L64 216L63 217H65V215H66V217H68L69 216V212H72L73 210L75 211V214H76V212L77 213H79V214H77L78 215V217L83 213L82 211V209H84L85 207V209H87L88 207V205L87 206H85L86 205V202L85 201H83ZM155 199V198H154ZM241 199H244V198H241ZM251 199V198H250ZM82 200V201H81ZM89 200V199H88ZM146 200V201H145ZM245 200V199H244ZM74 201V200H73ZM77 201V202H76ZM150 201H151V204H150ZM195 201V202H196ZM246 201V200H245ZM245 201H244V203H245ZM251 201H253V199H251L250 200V202ZM80 202V203H79ZM88 202V201H87ZM89 202L91 203V201L89 200ZM112 202V201H111ZM217 202H218V198H217ZM246 202H248V201H246ZM249 202V203H250ZM85 203V204H84ZM155 203V202H154ZM212 203V202H211ZM219 203V202H218ZM242 203L243 202H241V205H242ZM248 203V204H249ZM252 203V202H251ZM250 203V205H249V208L250 207H256V204L254 205H252ZM78 204V205H77ZM156 204V203H155ZM229 204V205H228ZM248 204L246 205L245 204V206H248ZM81 205V206H80ZM241 205H239L241 208H242V206ZM59 206V207H60ZM98 206H99V204H98ZM111 206V207H110ZM181 206H183L182 208H181ZM234 206H235V209H236V214H234L233 213V215L231 216L230 214L233 212V208H234ZM58 207V208H59ZM63 207V208H62ZM157 207H159V206H157ZM217 207H218V205H217ZM243 207H244V205H243ZM113 208H115V209H113ZM116 208H119V209H116ZM121 208H123V206L121 207ZM151 208H149V212L150 211H152L151 210ZM179 208H181L180 210H178V214L180 213V215L182 216V218L180 217V215L178 216V214H177V209H179ZM187 208V209H188ZM205 208L207 209V211H204L205 210ZM257 208V207H256ZM256 208H254V209H256ZM97 208H96V210H98ZM131 210V208H127V206L125 205L124 206V209H123V211L122 212H125L126 210ZM155 209H157V210H155V211H157L158 212V208H155ZM159 211H163L162 210V208L161 207H159ZM167 209V210H166ZM248 209V208H247ZM253 209V210H254ZM154 210V209H153ZM200 210V211H199ZM216 212H215V211ZM219 210V211H218ZM243 211L245 210L246 211V208L244 207V209H242ZM57 211V210H56ZM67 211V212H66ZM132 211H130V212H132ZM141 211V212H140ZM180 211V212H179ZM190 211V212H189ZM211 211V212H210ZM244 211V212H245ZM252 211V210H251ZM58 212V211H57ZM63 212V213H62ZM81 212V213H80ZM103 212H105V213H103ZM122 212H120V213H122ZM173 212V213H172ZM184 212V214L186 215V216H188V217H183V215H182V213ZM204 212V213H203ZM253 212V211H252ZM133 213V212H132ZM193 213V214H192ZM246 213V212H245ZM31 214V213H30ZM33 215H34V213H32ZM38 214H40V216H38ZM73 214V213H72ZM75 214H73V215H75ZM103 214V215H102ZM149 214V213H148ZM176 214V215H175ZM32 215V216H33ZM41 215H43V213H37V216L39 217V218H43V217H45L46 215H44V216H41ZM71 215V214H70ZM72 215V216H73ZM93 215H95V212L93 213ZM160 215V214H159ZM164 215H166V217H164ZM227 215V216H226ZM36 216V215H35ZM48 216H52V215H48ZM48 216H46V218H43V219H45V221L46 220H49V219H51L50 217L48 218ZM62 216V215H61ZM96 216V215H95ZM94 216V217H95ZM145 216V213H144V215L142 216V217H144ZM174 216V217H173ZM231 216V217H230ZM29 217H30V215H29ZM55 217V216H54ZM54 217L52 218V221L54 220ZM65 217V218H66ZM76 217V216H75ZM94 217H93V220H94ZM35 218V217H34ZM38 218V219H39ZM48 218V219H47ZM87 218V219H86ZM86 218H84L83 220H88V217H86ZM221 218V219H220ZM244 218H246L245 216H244ZM2 219V221H0V230H2L3 229V227H4V225H5V221H6V219L3 217V218H1ZM3 219H5V220H3ZM31 219V218H30ZM29 219V220H30ZM36 219V218H35ZM35 219H32V220H35ZM90 219H92L91 217H89V220ZM142 219V220H141ZM228 219V220H229ZM257 219H259V218H257ZM87 221V223H89L90 221ZM134 220V219H133ZM134 220V221H135ZM186 220H184V222L186 223ZM227 220V219H226ZM226 220L224 221V222H226ZM227 220V221H228ZM240 221L242 220V218H240L239 219ZM244 221L246 220V219H243ZM260 220V219H259ZM36 221V220H35ZM51 221V220H50ZM49 221V222H50ZM141 221V222H140ZM152 221V222H151ZM188 222H189V220H187ZM261 221V220H260ZM46 222H48V221H46ZM94 222H95V220H94ZM93 221H92V223H94ZM178 222V223H177ZM183 222V225L185 224ZM194 222V221H193ZM193 222H189V223H191V225H190V227L192 226V223ZM198 222V221H197ZM207 222V223H206ZM212 222V223H211ZM238 223H239V221H237ZM237 222H235L234 224H237ZM252 222H254V220H252ZM251 222V223H252ZM6 223H7V221H6ZM19 223V222H18ZM83 222L81 221V224H82ZM87 223H85V221H84V225L85 224H87ZM151 223V224H150ZM200 223V222H199ZM223 222H221V224H222ZM245 224V222H241V224ZM14 224H17V223H14ZM21 224V223H20ZM80 224V223H79ZM167 224V225H166ZM225 223H223V225H224ZM256 224L258 225V223L256 222ZM261 224V223H260ZM263 224V223H262ZM18 225V224H17ZM22 225V224H21ZM69 225V224H65V227L67 228V226ZM84 225H82V226H84ZM180 225V224H179ZM178 225V226H179ZM186 225V224H185ZM254 225H255V223H254ZM2 226V227H1ZM20 226V225H19ZM43 226V225H42ZM71 226V225H70ZM69 226V227H70ZM92 226V228H93V226H94V224H92L91 225ZM122 226H124V225H121V230H119V231H116L115 230V232H116V236H117V234H119L118 236H124V233H128V230H127V228L125 229V230H123V228H122ZM125 226H127V225H125ZM155 226V225H154ZM169 226V227H168ZM187 226V225H186ZM215 226V225H214ZM233 226V225H232ZM235 227H236V225H234ZM239 226V228H240V226H241V228L239 229V230H241L242 231V225H238ZM244 226V225H243ZM253 224H251V227L250 228H252L253 229ZM260 227H261V225H259ZM8 227V226H7ZM7 227H5V228H7ZM40 227L41 226H39L38 228L40 229ZM43 227H45L46 228V226L44 225ZM85 227V226H84ZM90 227V225H88L87 226V228H89ZM128 227H129V225H128ZM146 227V226H145ZM150 227H152V226H150ZM184 227V226H183ZM188 228H189V224H188V226H187ZM235 227H233L234 229H235ZM259 227V228H260ZM37 228V227H36ZM35 228V229H36ZM48 228V227H47ZM66 228H65V230H66ZM86 228V227H85ZM91 228V227H90ZM130 228V227H129ZM185 228V227H184ZM187 228V229H188ZM247 229V231L248 230H251V229ZM41 229H42V227H41ZM69 229V228H68ZM81 228H79V230H80ZM131 229V228H130ZM130 229H129V231H130ZM148 229V228H147ZM146 229V230H147ZM186 229V228H185ZM206 230L204 227H199V229H198V232L199 231H201L202 232V230ZM238 229V228H237ZM7 230V229H6ZM37 230V229H36ZM87 230V229H86ZM93 230V229H92ZM127 230V231H126ZM132 231H133V234H134V228L133 229H131ZM145 230V229H144ZM166 230V231H165ZM254 230V232H255V230H256V228H254L253 229ZM253 230H252V232H253ZM4 231V229L2 230V232ZM42 231H43V229H42ZM89 231V230H88ZM88 231L87 232H85L86 233V235H89L91 238L93 237L92 236V233L91 234H88ZM132 231H130V232H132ZM143 231V230H142ZM151 232L152 233V231H151V228L150 229H148V232ZM236 231H238V230H236ZM247 231H246V234L248 235V233H247ZM37 233H38V231H36ZM44 232H45V229H44V231H43V234H44ZM48 232V231H47ZM66 232V231H65ZM81 233H82V231H80ZM118 232V233H117ZM130 232L128 233V234H130ZM147 231L146 232H144V233H146L147 235L149 234V235H151L152 236V234H150V233H148ZM200 232V234H199V236H197L198 237V243H201V240H206L207 238H209V237H207V236H209V232H208V230H206L205 232H203V233H201ZM208 234H207V233ZM252 232H250L249 234H251ZM253 232V233H254ZM49 233V232H48ZM76 233V232H75ZM137 233V232H136ZM136 233L134 234V237L136 236ZM139 233H141V231L139 232ZM139 233H137L138 235H140ZM253 233H252V235H253ZM40 234V233H39ZM42 234V233H41ZM47 234V233H46ZM64 234V233H63ZM62 234V235H63ZM169 234V235H168ZM54 235V234H53ZM66 235V234H65ZM76 235V234H75ZM75 235H73V236H75ZM85 235V237H83V238H88L87 236ZM142 235H143V233H142ZM142 235H140L143 239H147V238H150V237H147V235H145L144 234V237L142 236ZM247 235H245V237L247 236ZM51 236V235H50ZM50 236L49 237H47L46 239H44V241L42 240V242H43V245L41 244V242H40V244L44 247V245L46 246V245H56L57 244V242H59V241H63V236H61V234H60V236H61V238H62V240H61V238L60 237H58V235L56 236V237H58L57 239L59 240H57V239H54L52 236H51V238H50ZM77 236H79L78 234H77ZM83 235L81 234V236L80 237H82ZM114 236V235H113ZM117 236V237H118ZM133 236V235H132ZM169 236V237H168ZM207 238H206V237ZM244 236V235H243ZM133 237V238H134ZM169 239H168V238ZM236 237V236H235ZM238 237V236H237ZM236 237V238H237ZM241 237H242V235H241ZM245 237L242 239V240H244L245 239ZM249 237H251V236H249ZM253 237V236H252ZM49 238V239H48ZM53 238V239H52ZM65 238V237H64ZM67 238V237H66ZM65 238V240H69V239H73V238H69V236H68V239H66ZM75 238V237H74ZM112 238H114V237H112ZM133 238H131V240H133ZM136 238H137V236H136ZM160 239L162 238L161 236L159 237ZM166 238L168 239V241H165L166 240ZM184 239H185V237H183ZM232 238H234V237H231L230 238V240L232 239ZM248 238V237H247ZM263 238V239H262ZM260 240H259V242L257 243L256 242V244H257V246H259V247H261V248H263L264 249V237H262ZM48 239V240H47ZM93 239V238H92ZM91 239V240H92ZM117 238L115 237V239H113V240H116ZM119 239V238H118ZM238 239V238H237ZM75 240V239H74ZM79 240V239H78ZM82 240V239H81ZM157 240H156V243H157ZM183 240V239H182ZM234 240V239H233ZM241 239H239V241H240ZM57 241V242H56ZM70 241V240H69ZM77 241V240H76ZM83 241H85L84 239H83ZM167 242V243H165V242ZM200 241V242H199ZM207 241H208V239H207ZM239 241H238V244H239V246H241L242 247V245L244 244H242V241H241V244L242 245H240V243H239ZM20 242V246H19V244H18V247H15V249H11V251H5V252H1L2 250H5L6 248H4V249H2L1 251H0V263H5V264H9V263H15V264H33V262L36 260V259H38L37 257H38V250L42 247H40V246H38V247H40V248H38L37 246V248H38V250H37V252H36V248H34L35 247V245H36V243L37 242H34V241H31V242H29L30 244H25L24 242L25 241H23V243H24V246H23V243H21V241H19ZM35 244H34V243ZM55 242H56V244H55ZM75 242V241H74ZM136 242V241H135ZM182 242V241H181ZM181 242L179 243V244H181ZM203 242V241H202ZM209 242V241H208ZM233 242V241H232ZM236 242V241H235ZM60 243V242H59ZM58 243V244H59ZM133 243V242H132ZM204 243H206L207 244V242H204ZM204 243H202V245H200L198 248H203V244ZM229 243H231V242H229ZM38 244V243H37ZM103 244V243H102ZM109 245L111 244L112 245V243H108ZM108 244H107V246H108ZM135 244V243H134ZM178 244V245H179ZM182 244H184V240H183V243ZM187 246H188V248L189 247H191V246H189L190 244L189 243H187V241H186V243H185ZM206 244L204 245V247H206ZM232 244V243H231ZM110 245V246H111ZM116 244H114V246H115ZM127 245H129V244H127ZM127 245H123V248H124V246H127ZM130 245L132 246L133 244H131V242H130ZM164 245V246H163ZM178 245H176V247H174V248H176L175 250H178L177 249V247H178ZM186 245H184V246H180L179 245V247L178 248H180L178 251H179V253L176 255L175 253H173L172 252V254L171 253H166V252H164L165 250H166V248H164L163 249V251H161V253L159 254L158 253V255L156 254V255H152V251H151V249L149 250V251H151V252H148V255L151 253V256H153V257H150V259H148V261L150 260V263L149 264H158L157 263V261L158 260H162L161 261V263L163 262V261H167V262H170V263H176V264H189L191 261H194V258L193 257H190V255H185L186 253H191L192 252V248L193 247H191V251H189V252H187L188 251V248L186 247ZM230 245V244H229ZM255 245V244H254ZM16 246V245H15ZM105 246V245H104ZM131 246H127L128 247V249H129V247H131ZM198 246V245H197ZM231 246V245H230ZM235 246H236V243H235ZM238 246V247H239ZM245 246V245H244ZM158 247V246H157ZM240 247V248H241ZM246 247V246H245ZM8 248H10V247H7V249ZM12 248H14V247H12ZM111 249H113V245H112V247H110ZM117 248V247H116ZM161 248H157V249H161ZM230 248V247H229ZM240 248L238 249L237 248V250L239 251L240 250ZM261 248L259 249V248H257L258 250H261ZM1 249V248H0ZM104 249H106V247L104 248ZM107 249H109V247L107 248ZM106 249V250H107ZM121 249V248H120ZM133 248H131V249H129V250H132ZM185 249L187 250V251H185ZM231 249L233 250V247H231ZM230 249V250H231ZM245 249V248H244ZM10 250V249H9ZM16 250V251H15ZM23 250V251H22ZM105 250V251H106ZM124 250V249H123ZM122 250V251H123ZM153 251H154V249H152ZM174 250V249H173ZM231 250V251H232ZM234 250H235V247H234ZM247 250V249H246ZM83 251V250H82ZM109 251H110V249H109ZM109 251H107V253L109 252ZM113 251V250H112ZM111 251V252H112ZM116 251V250H115ZM133 251V250H132ZM132 251H130V252H132ZM159 251V250H158ZM230 251V252H231ZM236 251V250H235ZM262 251V250H261ZM84 252V251H83ZM120 252H121V250H120ZM129 252V253H130ZM163 252V253H162ZM169 252V251H168ZM186 252V253H185ZM229 252V251H228ZM124 255H122V258L120 257V260H121V263L119 262V264H125L126 262H128L129 264H131L127 259H124V258H127L128 256V250H127V248L124 250ZM122 253V254H123ZM134 253H135V251H134ZM138 253V252H137ZM156 253V252H155ZM236 253V252H235ZM235 253L233 254L232 252L230 253L231 255L233 254V255H235ZM237 253H239V252H237ZM236 253V254H237ZM246 253H249L250 254V252H249V250H248V252H244L243 253V255L244 254H246ZM78 254V253H77ZM77 254H75V255H77ZM79 254H80V252H79ZM82 254V253H81ZM119 254V253H118ZM133 254V253H132ZM168 254V255H167ZM175 254V255H174ZM181 254V255H180ZM229 254V255H230ZM242 254V253H241ZM25 255V256H24ZM40 255V254H39ZM74 255V256H75ZM131 255V254H130ZM138 255V254H137ZM142 255V254H141ZM147 255V254H146ZM232 255V256H233ZM242 255V256H243ZM256 255V254H255ZM37 256V257H36ZM73 256V257H74ZM80 256V255H79ZM78 256V257H79ZM185 256H187V259H189L190 258V260L188 261L187 259H186V257ZM192 256V255H191ZM250 256H252L251 254H250ZM78 257L76 258V257H74L76 260L78 259ZM136 257H139V256H136ZM140 257H142V256H140ZM148 257V256H147ZM160 257V258H159ZM179 257V258H178ZM228 259H227V261L229 262V260H231V259H229L231 256H226ZM234 257V256H233ZM233 257H231L232 258V261H233ZM245 257H247L248 258V256H245ZM256 257V256H255ZM74 258H71V259H73L74 260ZM81 257H79V259H80ZM117 258H119V256L117 257ZM149 258V257H148ZM235 258V257H234ZM250 258V257H249ZM82 259H83V254H82ZM85 259V258H84ZM103 259H106V258H103ZM137 259H141V258H137ZM137 259H136V263H138L139 261L141 262V260H138V262H137ZM193 259V260H192ZM244 259V258H243ZM13 260V261H12ZM39 260V259H38ZM86 260V259H85ZM120 260H116V261H120ZM124 260V261H123ZM125 260H127L126 262H125ZM147 260V259H146ZM175 260V261H174ZM240 260V259H239ZM247 260V259H246ZM33 261V262H32ZM37 261V260H36ZM87 261V260H86ZM123 261V262H122ZM187 261V262H186ZM225 261H226V259H225ZM226 261V262H227ZM235 261H238V260H235ZM18 262V263H17ZM40 262V261H39ZM36 263V264H40V263ZM77 262L79 263V260H77ZM76 262V263H77ZM88 262V261H87ZM114 262V261H113ZM112 262V264H117V262L115 263H113ZM156 262V263H155ZM158 262H160V261H158ZM228 262H227V264H228ZM242 262V261H241ZM72 263V262H71ZM70 263V264H71ZM85 263V262H84ZM132 263H135V262H132ZM230 263H231V261H230ZM237 263V262H236ZM240 262L238 261V264H239ZM245 263V262H244ZM243 262H242V264H244ZM73 264V263H72ZM75 264V263H74ZM80 264V263H79ZM127 264V263H126ZM148 264V263H147ZM160 264V263H159ZM165 264V263H164ZM166 264H168V263H166ZM193 264V263H192ZM232 264V263H231ZM235 264V263H234ZM241 264V263H240Z\"/></svg>", "mask_w": 264, "mask_h": 264}]
</instances>
